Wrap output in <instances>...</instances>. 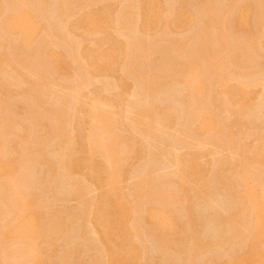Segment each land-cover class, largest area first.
Returning <instances> with one entry per match:
<instances>
[{"label": "bare ground", "instance_id": "6f19581e", "mask_svg": "<svg viewBox=\"0 0 264 264\" xmlns=\"http://www.w3.org/2000/svg\"><path fill=\"white\" fill-rule=\"evenodd\" d=\"M1 1V0H0ZM11 1V0H10ZM10 1H9V3H10ZM15 1H19V0H15ZM25 1V0H24ZM31 1H33V0H31ZM44 0H42V2H43ZM49 1V0H48ZM48 1H45L46 3H48ZM61 1H64L63 3H62V7H60V9L58 10V12L57 13H60V15L59 14H57V15H59V18L61 19V21H59L58 23H59V25H61V28H63V26H64V24H65V22H67L68 20V22L70 23V21H72L70 18H71V13H70V11L67 9V8H70L72 5H73V3L70 5V6H68L66 3H65V1L67 2L68 0H61ZM70 1L71 0H69V3H70ZM84 1H86L85 2V4H86V7H84V5L82 6V8L84 9V12L83 13H81L82 14V17H81V20L80 21H78L79 23L76 25V24H74L75 26H77L76 27V31H80V33L82 32V33H88V31H90V34H92V35H96V38L98 39L100 36H103V33L104 34H107V30H109L110 32L107 34L108 35V38H107V36H106V40H107V43H108V45H107V43H105L104 41H103V45H101V46H105L106 45V50H104V51H98V49H94V50H92V49H89L88 47H85L84 49H86V48H88V50L86 51V52H84L86 55H83V56H77V53L76 52H80L81 53V51H79V49H78V51H76V52H74V50L73 49H71V47H73V46H71L72 45V43H74L75 42V40H73V39H75V38H72V40H73V42L71 41V40H69L68 41V43L69 42H72L69 46H71L68 50L69 51H71L70 52V55H72L71 57L74 59V63H76V62H79V66H81V67H79V68H81V69H79L78 71L80 72V70L82 71L83 70V72L81 73L82 75H84L85 74V76H83V77H87L88 75H86L87 74V72L89 73V72H96V73H103V72H107V71H109L110 72V69H112L113 68V64H115L116 65V63H115V61H117L116 60V58L117 57H119L120 58V56H126V58H127V56H131L132 54H134L135 52H137V50H139L140 49V47H141V49L137 52L138 54V56L140 57L139 58V60H141L143 63H144V61L145 62H147V60H148V56H149V54H150V51L148 52L147 50H145L146 48L147 49H149L148 48V46H149V44L148 43H146V44H148V46L145 44V42L143 41V39H142V41L144 42L142 45L143 46H145V47H143V46H141V45H139V43L137 42V39L135 38V36H137V34L138 33H144L143 34V36L145 35V34H149V33H152V32H154V31H159L157 28H158V25L160 24V23H158V19H160L159 17H160V15H161V9H162V7L164 6V3L162 2V0H143L144 1V4H143V6H142V15H141V12H139L140 14H137L135 11H133L134 9V7H135V2H138V0L136 1H133V0H127V2L126 3H124L123 4V1H118V2H121L122 3V10H121V8L120 7H118L117 9H119V10H121L120 12H119V10L117 11V12H119L117 15H116V17H115V14L116 13H114V17L112 18V16H113V12H111V14L112 15H110V12L109 11H107V10H109V8L107 9H104L105 7H103L102 6V10H104L103 12H102V10H99V11H101V12H99L98 14H95L94 13V11L96 12V10H94L93 12H92V10H87V6L90 4L91 6H92V8L94 7V5L96 6V4H97V0H94L93 1V3H92V0H84ZM96 1V2H95ZM104 1V0H103ZM106 1V4L108 3L107 2V0H105ZM104 1V2H105ZM131 1V2H130ZM132 1L134 2L133 4H132ZM164 1V0H163ZM167 1V5L166 6H164V8H165V10H166V13H167V15H166V13L164 14V12L165 11H163L162 12V14L163 15H166L167 17H169V15H176V18L175 19H177V20H179V21H182V23H184V21H186L187 23L189 22V24H191V23H193V20H194V15H195V12H194V15H192L191 14V12L189 13V10L188 11H186V10H184L183 8H181L180 10H177V11H174V7H173V5H176V3L178 2V0H175V1H177L176 3H172V4H170L169 2H171L170 0H166ZM182 1V0H181ZM204 1V0H203ZM207 1H208V3H207ZM207 1H205V4L203 3H201L202 5H206V3H207V6H205L206 8L208 7L209 9H208V11H209V21L207 22L208 23V25H206V23H205V25L207 26V28H206V26H205V28L206 29H208L206 32H205V36H207V37H205V39H204V41H201L202 42V45L204 44V46H203V54H204V57H208L207 59H209L210 60V62L208 61V60H206V59H204V58H201V59H198V57L199 56H197L199 53H201V50H198L199 49V46H196V47H198V49H197V51H195L197 54H196V58H194L193 57V55H191L193 52H191L190 50V55H191V58L189 57V58H186L185 56H184V59H185V61H184V59H183V62H181V63H178V61L176 60V58H178V57H176L177 55L176 54H178V53H180L183 49H186L185 48V46H188V45H186V44H188V42L186 43L185 42V40H186V38H185V40H184V42L183 43H181V42H174V41H172L173 42V44L172 43H170V44H172L171 46H169L171 49L168 51V56L165 58V57H163V58H165V59H162L163 60V62H162V60L159 62V58H157L158 59V61H154V62H158V63H156V64H158V66H157V71H159V72H162V71H167V70H170V68H172V69H175V70H173L174 72H172V74H171V80L172 81H174V80H176V81H178L179 83H181L182 84V86H183V88H182V86H181V84L179 85V86H181V87H178V88H181L182 89V91L179 93L178 91V93H177V95H175V102L176 103H178V102H181L182 100L186 103V105H187V109H185L184 111H183V108L181 107H177L178 106V104H181V103H178V104H174V105H177V106H174V105H170V103L168 104L167 102H166V104H168L167 106H165V105H163V103L162 102H159V100H157L159 103H157V105L156 104H154L155 105V107H154V114L153 115H155L156 117L158 116V120L159 121H157V118L155 117V116H152L151 117V114L152 113H149L148 112V105H149V103H147L146 101L145 102H142L144 99L146 100L150 95L151 96H153L154 94H155V96H156V98L157 97H160V96H158V95H160L161 94V97H162V93H164L162 90L163 89H166V87L165 88H162V84H163V81L164 80H166V79H164L163 81H161L160 80V78H154V77H151L149 74H151V73H148L147 72V74H146V70H148V69H145L144 71V73L145 74H143V75H141V81H142V83H140L141 85H142V89H141V92H140V90H139V92L140 93H138V92H135V95H137V94H139V95H137L138 97L136 98V96H131L130 95V97L132 98H136L135 99V101L133 102V105H135V108L137 109L135 112H134V109H133V117L130 115L129 117H132L131 118V125H132V127H131V125L130 126H127L128 128L130 127V129L131 128H133V130H135V131H137V133H135V135L136 134H138V136L139 135H141L143 138V140L145 139V138H148V139H150L151 137H153L152 136V134L154 133L153 132V129L155 130V133L157 132L156 130H158V132L160 133V131H159V128L158 127H160V126H157L156 127V124L157 123H159L158 125H161V128H160V130L163 128V130H161V131H164V134H159L158 132V134L159 135H165V136H163L164 137V139H165V137L167 138L168 137V135L170 136V135H173V134H169V132H167L168 130H169V128H167L168 127V123L170 122V121H172V120H178L177 122H179L180 121V119L183 117V119L185 120V122H187V124L185 123V124H183V119L181 120V122H182V124H180V126L181 125H184V127H187V128H189L190 129V133H193L194 135H197V136H212V137H210V140H211V138H217V144H219L217 147H220V148H222L221 146H223L224 148V150H225V152H226V154H227V151H228V149H227V151H226V148H225V146L227 145L228 146V144H232L234 141L236 142V140H238V139H234V135L236 136V132H237V135H238V133H239V130L240 131H242L243 129L242 128H240L239 130H237L235 133H234V135H233V133L232 132H230V125H228V123H229V118H227L228 116H229V114H230V112H233V111H231V109L230 108H232L233 106V108H235L236 107V109L238 110H236L237 111V116H239V121L237 122V125H235L236 127L237 126H239V127H243V126H247L246 125V122L248 121V119H249V117H250V119H251V116H252V110L250 111L249 109H248V107H250L249 106V104L250 103H252L251 102V92H252V90L251 89H253V88H256V87H260L261 88V91L260 92H262L263 90H262V88L264 89V77H260L259 79H255V80H253V79H251V77L252 76H248V75H246V76H244V77H242V78H236L237 80H235V82H234V84L233 85H231L230 83H232V81L229 83L228 81H226V80H223L220 84H218V85H216L217 86V89L215 90V89H213V86L214 85H211V83L209 82V78L213 75V74H220L221 76H222V74H221V72L223 73L224 71L223 70H225V69H227V68H229V66H227V68L225 67V64L226 65H228V64H230L231 62H232V58L229 60V56H234L235 57V59H236V61H239V58H240V60L242 59L243 60V57H249V56H259V54L262 52V51H264V0H252V1H254L255 3L257 2L258 4H259V7L258 8H256L255 7V5H253L254 4V2H251V0H250V2H251V4L253 5V7H255V10L257 9V10H260V12H258L257 10H256V12H258V13H260V14H258V18H256L257 17V15L256 14H254V15H256V17H254V20L256 19L257 21H258V25H257V30L255 31V33L253 32V33H251L252 34V36H250V38L249 39H245V40H243L242 38H243V36H241L240 38H233V37H235L234 36V34H230V31L229 32H225V28L227 27V24L225 23V21L224 20H226V19H223L222 17V15H214V14H212V10H215V9H213V3H212V1L211 0H207ZM214 1V0H213ZM217 1H219V0H217ZM228 1V0H227ZM249 1V0H248ZM248 1H246V0H233V3H234V5L233 6H228V4H227V6L229 7V10H231L230 8H232L233 7V9L232 10H234V13H233V15H231V16H233L232 17V20L230 21L231 22V24H232V21H233V23L235 24L234 26H237V30H238V28H241V29H244V28H248V30H249V28H250V23H249V19L251 18L250 17V13H251V11H252V6H250L249 4H246V2H248ZM37 2V1H36ZM52 2H54V1H52ZM58 2V1H57ZM88 2H90V3H88ZM95 2V3H94ZM102 2V1H101ZM104 2H102V3H104ZM116 2H117V0H116ZM118 2H117V5H118ZM131 3V4H127V3ZM183 2V1H182ZM185 2V1H184ZM183 2V3H184ZM221 2V1H220ZM231 2H232V0H231ZM16 2H14V4H15ZM32 3V2H31ZM31 3H30V6H31ZM38 3V2H37ZM45 3V4H46ZM92 3V4H91ZM142 2H140V3H137V5H136V7L137 6H139V4H141ZM186 3V2H185ZM217 3V2H216ZM219 3V2H218ZM257 3H256V5H257ZM7 5H8V1H7V3H6ZM9 4L8 6H3V7H1L0 6V16H2V22H1V24H0V35H1V37H3L4 38V35L2 36V34H8V35H11L12 33L11 32H14L16 29H20V27L23 25H21V20H22V18H24L25 17V15H27V14H29V13H31V7L29 8V5L27 6L26 4H22V2H21V4H19L18 2H17V4ZM33 4V3H32ZM40 4V3H39ZM42 4V3H41ZM48 4H50V3H48ZM47 4V7L49 6ZM55 4H57V3H55ZM59 4H60V2L57 4L58 6L57 7H59ZM88 4V5H87ZM109 4V3H108ZM111 4H112V1H111ZM125 4H127L129 7L128 8H126V6H125ZM166 4V3H165ZM178 4H179V2H178ZM5 5V4H4ZM74 5H76V4H74ZM81 5V4H80ZM90 5L88 6V7H90ZM133 5V6H132ZM163 5V6H162ZM168 5H171V6H168ZM201 5V6H202ZM216 5V4H215ZM61 6V5H60ZM66 6H68L67 8H66ZM78 6V5H77ZM110 6V5H109ZM108 6V7H109ZM124 6H125V8H124ZM132 6V7H131ZM177 6V5H176ZM179 6H180V4H179ZM219 6V5H218ZM42 7V6H41ZM45 7V6H44ZM43 7V8H44ZM47 7H46V9H47ZM52 7L53 6H51V10H52ZM57 7H55V8H57ZM76 6H74V8H75ZM81 7V6H80ZM101 7V6H100ZM117 7V6H116ZM136 7H135V9H136ZM173 7V8H172ZM181 7H182V5H181ZM187 7V6H186ZM200 7V6H199ZM203 7V6H202ZM221 7V6H220ZM224 7V6H223ZM49 8V7H48ZM54 8V9H55ZM72 8V11H77L78 12V9H79V14H80V12H81V9L82 8H77L76 10H73V6L71 7ZM70 8V9H71ZM111 8V7H110ZM132 8V9H131ZM141 8V7H140ZM139 8V9H140ZM163 8V9H164ZM176 8V7H175ZM218 8V7H217ZM116 9V8H115ZM116 9V10H117ZM138 9V8H137ZM162 9V10H163ZM179 9V8H178ZM45 10V9H44ZM51 10H49L48 12H50ZM106 10V11H105ZM111 10V9H110ZM199 10V9H198ZM221 10V9H220ZM222 10H223V8H222ZM228 10V12L229 13H232L231 11H229ZM41 11H43V10H41ZM56 11V10H55ZM111 11H113V9L111 10ZM191 11V10H190ZM207 11V12H208ZM227 11V10H226ZM54 12V11H53ZM52 12V13H53ZM174 12H175V14H174ZM214 12V11H213ZM216 12V11H215ZM220 12V11H219ZM227 12V13H228ZM255 12V11H254ZM34 12L32 11V14H33ZM56 13V12H55ZM227 13H225L226 15H227ZM45 14V13H44ZM73 14V13H72ZM224 14V13H223ZM225 14H224V16H225ZM34 15H35V13H34ZM33 15V16H34ZM54 15V14H53ZM43 16H45V15H43ZM49 16V15H48ZM50 16H51V14H50ZM208 16V15H207ZM220 16H222V17H220ZM228 16H229V14H228ZM228 16H225L224 18H227ZM35 17H36V15H35ZM35 17H34V19H35ZM69 17V18H68ZM73 17V16H72ZM196 17V16H195ZM37 18V17H36ZM45 18V17H44ZM58 18V17H57ZM58 18V19H59ZM170 18V17H169ZM229 18V17H228ZM227 18V19H228ZM47 19H51V18H47ZM196 19V18H195ZM231 18H229V20H230ZM51 20H53V19H51ZM167 19L165 18V21H166ZM168 20H170V19H168ZM167 20V21H168ZM207 20V19H206ZM228 20V21H229ZM255 20V21H256ZM36 21V20H35ZM47 21V20H46ZM58 21V20H57ZM160 21V20H159ZM178 21V22H179ZM257 21H256V23H257ZM23 22V21H22ZM76 22V21H75ZM227 22V21H226ZM252 22H253V20H252ZM25 23V22H24ZM52 23V22H51ZM164 23H166V22H164ZM195 23H196V20H195ZM228 23V22H227ZM53 24V23H52ZM62 24H63V26H62ZM66 24H68V23H66ZM65 24V25H66ZM224 24H226V27H224L225 25ZM251 24H253V23H251ZM71 25V24H70ZM161 25H162V23H161ZM224 25V26H223ZM49 26V25H48ZM73 26V25H72ZM254 27H255V25H253ZM33 27V26H32ZM67 27H68V25H67ZM74 27V26H73ZM223 27V29L222 30H219V29H221ZM229 27V26H228ZM231 27V26H230ZM56 28H58L59 29V34H60V37L62 36V34L61 33H64L65 35H66V30H64V32H62L61 31V29L58 27V26H56ZM64 28H66V27H64ZM63 28V29H64ZM68 28H70V27H68ZM72 28V27H71ZM75 28V27H74ZM160 28V27H159ZM219 28V29H218ZM41 29V28H40ZM46 29V28H45ZM58 29L56 30L57 32H58ZM168 29V28H167ZM203 29H204V27H203ZM47 30V29H46ZM68 30V29H67ZM72 30V29H71ZM75 30V29H74ZM73 30V31H74ZM164 30H165V27H164ZM163 30V31H164ZM223 30H224V33L226 34V33H229V35H228V38L226 39L225 37V34L223 33ZM233 30V32H235L234 31V29H232ZM18 31V30H17ZM17 31H16V33H17ZM30 31H31V29H30ZM44 31V30H43ZM52 31V30H51ZM163 31L162 32H160V33H163ZM203 31V30H202ZM40 31H38L36 34H38ZM70 32V31H69ZM68 32V33H69ZM174 32H175V30H174ZM9 33H11V34H9ZM47 33V32H46ZM52 33V32H51ZM55 33V32H54ZM70 33H72V32H70ZM69 33V34H70ZM159 33V34H160ZM167 33H168V31H167ZM166 33V34H167ZM170 33L171 32H169L168 33V35L170 36ZM203 33V32H202ZM236 33V32H235ZM31 34H32V31H31ZM35 34V35H36ZM45 34V33H44ZM58 34V35H59ZM84 34V35H85ZM97 34H99L98 36H97ZM102 34V35H101ZM115 34V36L114 37H116L117 39H118V37H117V35L119 36V38H120V40L122 39L123 40V42H122V44L121 43H119L118 41H111V39H115L114 37L113 38H110V36L112 37V35H114ZM136 34V35H135ZM164 34H165V31H164ZM200 35H201V31H200V33H199ZM198 34V35H199ZM224 34V35H223ZM18 37H19V42L23 45V47H24V45H28V43H29V41L27 40V38L28 37H30V32H27V31H18ZM34 35V36H35ZM47 35H48V33H47ZM47 35H45V36H47ZM65 35H63V36H65ZM80 35V34H79ZM83 35V36H84ZM134 35V36H133ZM142 35V34H141ZM140 35V36H141ZM152 35V34H151ZM155 35H156V32H155ZM172 35V34H171ZM209 35V36H208ZM230 35H233V36H230ZM236 35V34H235ZM250 35V34H249ZM249 35H247V37H249ZM16 36V35H15ZM68 35H66L65 37H67ZM82 36V35H81ZM80 36V37H81ZM133 36V37H132ZM138 36H139V34H138ZM225 36V37H224ZM14 37V36H13ZM17 37V38H18ZM49 37V36H48ZM48 37L46 38L47 40H48ZM73 37H76V35L75 36H73ZM79 37V38H80ZM85 37V36H84ZM90 37H92L91 35L89 36L88 35V39H90ZM104 37V36H103ZM148 37H150V36H148ZM148 37H147V39H148ZM171 37V36H170ZM191 37V36H190ZM188 38V40L189 39H191V38ZM8 38V37H7ZM51 38V37H50ZM55 38V37H54ZM57 38V37H56ZM69 38V37H68ZM67 38V39H68ZM77 38V37H76ZM95 38V36H94V38L92 37V39H96ZM140 38V37H139ZM139 38H138V40H139ZM145 38V37H144ZM199 38V37H198ZM202 38V37H201ZM200 38V39H201ZM231 38V40H232V43H230L231 42V40H229L228 41V39H230ZM34 39H36L35 37H34ZM34 39H32L33 41H34ZM40 39V38H39ZM52 39V38H51ZM60 39V38H59ZM64 39V38H63ZM62 39V40H63ZM70 39H71V36H70ZM92 39H91V41H92ZM117 39H115V40H117ZM147 39H146V41H147ZM151 39V38H150ZM196 39V38H195ZM199 39V40H200ZM61 40V41H62ZM81 40V39H80ZM103 40H105V39H103ZM121 40V41H122ZM141 40V39H140ZM152 40V39H151ZM166 40V39H165ZM179 40V39H178ZM31 42V44H33L34 42ZM46 41V40H45ZM82 41V40H81ZM85 40H84V38H83V42H84ZM88 41V40H87ZM86 41V42H87ZM120 41V42H121ZM168 41V40H167ZM176 41V40H175ZM187 41V40H186ZM191 43L193 42V41H191V40H189ZM7 42V39H6V41H5V43ZM36 42L37 41H35V44H36ZM48 42H49V40H48ZM79 41H76V43H74L73 45L75 46V48L74 49H76V48H79V46H78V43ZM83 42H81V43H83ZM92 42H96V41H92ZM92 42H90V44H91V46L90 47H92L93 45H94V43H92ZM99 42V41H98ZM97 42V43H98ZM102 42V41H101ZM114 42H116V43H114ZM148 42V41H147ZM200 42V41H199ZM204 42V43H203ZM11 43V42H10ZM20 43H19V45H20ZM37 43H39V42H37ZM81 43H79V44H81ZM97 43H95V44H97ZM100 43V42H99ZM142 43V42H141ZM140 43V44H141ZM186 43V44H185ZM195 43V42H194ZM17 44V43H16ZM30 44V43H29ZM55 44V43H54ZM62 44V43H61ZM63 44H65V42L63 43ZM67 44V43H66ZM89 44V45H90ZM199 44V43H198ZM0 45H2V44H0ZM11 45V44H10ZM18 45V44H17ZM18 45V46H19ZM41 45V44H40ZM42 45H45V44H42ZM48 45H51L52 46V44L51 43H49ZM68 45V44H67ZM76 45L78 46V47H76ZM82 45V44H81ZM134 45H135V47H136V45L138 46L139 45V47H136V48H134ZM197 45V44H196ZM202 45H200V47L202 46ZM7 47H8V45H6ZM53 46H55V45H53ZM97 46V45H96ZM147 46V47H146ZM190 46V45H189ZM194 47H195V45H193ZM15 47V46H14ZM39 47V46H38ZM41 47V46H40ZM50 47V46H49ZM62 47H63V45H62ZM62 47H60V48H62ZM98 47H100V46H98ZM122 47V48H121ZM155 47V46H154ZM192 47V46H191ZM193 47V48H194ZM13 48V47H12ZM16 48V47H15ZM19 48V47H18ZM25 48V47H24ZM27 48V47H26ZM44 48V47H43ZM81 48V47H80ZM104 48V47H103ZM102 48V49H103ZM133 48V49H132ZM145 48V49H144ZM166 48V47H165ZM188 48V47H187ZM3 49V48H2ZM2 49H0L1 51H3ZM6 49V48H5ZM19 49H21V48H19ZM49 49V48H48ZM135 49V50H134ZM137 49V50H136ZM144 49V50H143ZM158 48H156V50H155V52L156 51H158L157 50ZM168 49V48H167ZM8 50V49H7ZM38 50V49H37ZM134 50V51H133ZM163 50V49H162ZM188 50V49H187ZM0 51V52H1ZM22 52H23V50H21ZM24 51H25V49H24ZM54 51V50H53ZM133 51V52H132ZM161 51V50H160ZM186 51V50H185ZM184 51V52H185ZM200 51V52H199ZM14 52V51H13ZM37 52V51H36ZM35 52V53H36ZM66 52V51H65ZM64 52V53H65ZM151 52H152V50H151ZM194 52V53H195ZM199 52V53H198ZM24 53H26V52H24ZM32 53H34V52H31V54L30 55H32ZM38 53V52H37ZM40 53V52H39ZM76 53V54H75ZM149 53V54H148ZM2 54H5V53H2ZM29 54V53H28ZM27 54V55H28ZM44 54V53H43ZM122 54V55H121ZM154 54V53H153ZM153 54H152V56H151V58H150V60H149V62H151V59H152V57H153ZM167 54V51H165V54H161V55H166ZM183 55H184V53H182ZM185 54H186V52H185ZM1 55V54H0ZM13 55H14V53H13ZM17 55V54H16ZM24 55V54H23ZM42 55V54H41ZM46 55L47 54H45V57H46ZM58 55H61V54H58ZM161 55H159L160 57H161ZM195 55V54H194ZM199 55H201V54H199ZM206 55V56H205ZM261 55V54H260ZM4 56V55H3ZM2 56V57H3ZM20 56V55H19ZM64 56H65V54H64ZM133 57H134V55H132ZM131 56V57H132ZM157 57H158V55H156ZM179 56V55H178ZM5 57V56H4ZM15 57V56H14ZM13 57V58H14ZM22 57V56H21ZM28 57V56H27ZM33 57V56H32ZM61 57H62V55H61ZM66 57V56H65ZM133 57H132V60H133ZM135 57H137V56H135ZM203 57V56H202ZM260 57H263L264 58V56H260ZM260 57H259V59H260ZM25 58V57H24ZM31 58V57H30ZM35 57H33V59H34ZM68 58V57H67ZM238 58V59H237ZM7 59L9 60V58L7 57ZM41 60V58H38V59H36L35 58V60L34 61H37V60ZM44 59H47V57L46 58H43L42 60L44 61ZM49 61L51 62H53V64L59 69V68H61L60 66H61V61H63L64 60V57H63V60H59V57H56L55 55H51L50 54V56H49ZM124 59V58H123ZM136 59V58H135ZM137 59H138V57H137ZM250 59H251V57H250ZM250 59H248V60H250ZM18 60V59H17ZM41 60V61H42ZM69 60V59H68ZM72 59H70L69 60V62H71V64L70 65H72V64H74V63H72L73 61H71ZM180 60H181V58H179V62H180ZM205 60V61H204ZM241 60V61H242ZM254 60V59H253ZM252 60V61H253ZM10 61V60H9ZM21 61V60H20ZM31 61V60H30ZM45 61H47V60H45ZM124 61H126L125 59H124ZM130 61H131V58H130ZM235 61V60H234ZM236 61H235V66H236V64H238V63H236ZM241 61H239V62H241ZM251 61V62H252ZM27 62V61H26ZM64 62V64H66L67 65V63H65L66 61H63ZM148 62V63H149ZM153 62V63H154ZM243 62L244 61H242V64H239V65H243ZM5 63H7V62H5ZM9 63V65H12V64H10V62H8ZM25 63V62H24ZM33 63L35 64L36 62H32V65H33ZM126 62H124L123 63V65L125 64ZM129 64H130V62H128ZM28 64V63H27ZM78 64V63H77ZM147 63H145V65H146ZM155 64V63H154ZM251 64V63H250ZM16 65V64H15ZM44 65H45V62H44ZM49 65V64H48ZM75 65V64H74ZM74 65H72V67L74 66ZM127 65V64H126ZM136 65V64H135ZM144 64H142V66H143ZM238 65V66H239ZM0 66H1V64H0ZM4 66V65H3ZM36 66H40V67H42V71H41V73L42 72H44V70H47L46 68H44L43 69V62L41 63H37L36 64ZM36 66L35 65H33V67H35L36 68ZM77 66V65H76ZM73 67V68H76L77 69V67ZM141 66V65H140ZM139 66V67H140ZM148 66H149V64H148ZM151 66H152V62H151ZM174 66L175 67H178L177 69L176 68H174ZM252 66H254V65H252ZM251 66V67H252ZM5 67V66H4ZM15 67V66H14ZM13 67V68H14ZM17 67H18V65H17ZM50 67V74H51V76H52V72L51 71H53V70H51V66H49ZM121 67H123V66H121ZM144 67V66H143ZM153 67H155L154 65H153ZM243 67H244V65H243ZM12 68V67H11ZM53 68V67H52ZM66 68H67V66H66ZM73 68H71V69H73ZM126 67L124 66L123 67V69H125ZM132 68H133V66H132ZM135 68H138V64H137V67H135ZM145 68V67H144ZM148 68H150V66L148 67ZM237 68V67H236ZM239 68V67H238ZM240 68H241V66H240ZM41 69V68H40ZM68 69H70L69 68V65H68ZM128 69H129V66H128ZM131 69V68H130ZM129 69V70H130ZM140 69V68H139ZM156 69V68H155ZM243 69V68H242ZM250 69V68H249ZM248 69V70H249ZM252 69V68H251ZM250 69V70H251ZM14 70H16V69H14ZM18 70V69H17ZM31 70H33L32 68H31ZM35 70H38V69H35ZM34 70V71H35ZM55 70V69H54ZM65 70V69H64ZM75 70V69H74ZM120 70H121V68H120ZM129 70H128V72H129ZM141 71H137V73H140V72H143V69L141 68L140 69ZM150 70H151V68H150ZM229 70H230V68H229ZM238 70V69H237ZM254 69H252V71H253ZM259 70V69H258ZM261 70V69H260ZM12 71V70H11ZM72 71V73H74L73 72V70H71ZM227 71V70H226ZM225 71V72H226ZM239 71V70H238ZM243 70H241L240 72H242ZM244 71H246V70H244ZM37 72H40V71H37ZM55 72V71H54ZM123 72H125V70H123ZM122 72V73H123ZM127 72V75H125V76H123V75H121L123 78H125V79H128V78H126V76H129L128 73ZM135 72V71H134ZM150 72V71H149ZM225 72H224V75H225ZM231 72V71H230ZM32 73H34V72H32ZM71 72H70V70H69V73L68 74H72ZM76 73H77V71H76ZM228 73V71L226 72V74ZM250 73V72H249ZM3 74V73H2ZM31 74V73H30ZM29 74V75H30ZM34 74H36V72L34 73ZM43 74V73H42ZM45 74H47V72H45ZM56 74V73H55ZM75 74V73H74ZM104 74V73H103ZM107 74H109V73H107ZM106 74V75H107ZM116 74V73H115ZM132 75H134L133 73H131ZM159 74V73H158ZM168 74H169V72H168ZM235 74V73H234ZM15 75V74H14ZM44 75V74H43ZM43 75L41 76L39 73H38V80H36V82L34 81V83H38V81L39 82H41V81H44V82H46V80L47 79H44L43 78ZM73 75V74H72ZM76 75V74H75ZM102 75V74H101ZM170 75V74H169ZM228 75V74H227ZM226 75V76H227ZM252 75H253V73H252ZM255 75V74H254ZM256 75H258V74H256ZM31 76V75H30ZM34 76V78L35 79H37L36 78V75H33ZM68 76V75H67ZM92 76H94V78H95V76H97V74H94V75H92ZM108 76V75H107ZM154 76H155V74H154ZM160 75H158V77H159ZM164 76V75H163ZM163 76L161 77V78H163ZM167 76V75H166ZM218 76V75H217ZM220 76V77H221ZM230 76V75H229ZM235 77H236V75H234ZM261 76H264V75H261ZM9 77V76H8ZM72 77H74V76H72ZM78 77H81V80H82V76L80 75H78ZM122 77H119V83L122 85V83H124L123 82V78ZM157 77V76H156ZM168 77V76H167ZM224 77V76H223ZM5 78V77H4ZM34 78H32L31 77V79H33V80H35ZM47 78V77H46ZM69 78V77H68ZM77 77L75 76V79H76ZM93 78V77H92ZM92 78H88L87 77V80L89 79V81H90V79H92ZM98 78V77H97ZM100 78V77H99ZM102 78V77H101ZM115 78H118L117 77V75L115 76ZM130 78V77H129ZM133 78H135V77H133ZM212 78V77H211ZM222 78V77H221ZM226 78V77H225ZM263 78V79H262ZM1 79V78H0ZM3 79V78H2ZM9 79V78H8ZM10 79H11V77H10ZM44 79V80H43ZM51 79V78H50ZM64 79H66L65 77H64ZM71 79V78H70ZM78 79H80V78H78ZM78 79H77V81L76 80H74V82H78L77 84H79V81H78ZM136 79H138L137 77L135 78V80ZM223 79V78H222ZM228 79H229V77H228ZM4 80V79H3ZM33 80H31V82H33ZM67 80V79H66ZM80 80V82L82 83L83 82V80L81 81ZM85 81H87L86 79H84ZM95 80V79H94ZM93 80V81H94ZM117 80V79H116ZM212 80V79H211ZM218 80V79H217ZM6 82H7V80H5ZM27 81H28V79H27ZM48 81V80H47ZM88 81V82H89ZM92 81V80H91ZM134 81V80H133ZM138 81V80H137ZM159 81H161V82H159ZM167 81V80H166ZM165 81V82H166ZM169 81V80H168ZM175 81V82H176ZM219 81H220V79H219ZM229 81H230V79H229ZM30 82V84H32ZM44 82H41V83H44ZM70 82V81H69ZM96 82V81H95ZM108 82V81H107ZM136 82V81H135ZM171 82V81H170ZM27 83V82H26ZM48 82H46V88L48 89L49 87H51L50 86V84H47ZM51 83H53V81H51ZM84 83V82H83ZM86 83V87H87V85H89L87 82H85ZM106 83V82H105ZM161 83V84H160ZM169 83V82H168ZM167 83V84H168ZM178 83V84H179ZM28 84V83H27ZM30 84H28V85H30ZM60 84V83H59ZM76 84V83H75ZM76 84V85H77ZM114 84V83H113ZM113 84H112V87H114L113 86ZM139 84V83H138ZM137 83H136V85H138ZM167 84H164L165 86L167 85ZM171 84H172V82H171ZM170 83L168 84V85H171ZM175 84V83H174ZM27 85V86H28ZM33 85V84H32ZM38 85H40V83L39 84H37V86ZM44 86H45V84H43ZM42 85V86H43ZM56 85V84H55ZM65 85V84H64ZM68 85V84H67ZM69 85H72L71 83L69 84ZM73 85H74V83H73ZM83 85L85 86V84H81V85H79V88H78V86H74L75 88L72 90V92H73V97H72V99H73V101H74V103L73 104H75L74 106H77V107H79V103H80V100H81V98L83 97H81V93H80V88L82 89V87H83ZM109 86H111L110 85V83L108 84ZM118 84H116V86H117ZM125 85V84H124ZM164 85H163V87H164ZM5 86V85H4ZM4 86H3V88H4ZM7 86V85H6ZM10 86V85H9ZM34 86V85H33ZM49 86V87H48ZM53 86H54V83H53ZM105 86H107L106 84H105ZM105 86H104V88H105ZM119 86V85H118ZM134 86H135V84H134ZM140 85H138V87H139ZM177 86V85H176ZM39 87V86H38ZM56 87V86H55ZM57 87H59V86H57ZM56 87V88H57ZM61 87V86H60ZM86 87H84V88H86ZM89 87V86H88ZM112 87H109L110 88V90H112ZM137 87V88H138ZM2 88V87H1ZM0 88V89H1ZM29 88V87H28ZM33 88H35V87H33ZM40 88H43V87H40ZM45 88V87H44ZM107 88H108V86H107ZM109 88H108V90L107 91H109ZM133 88V87H132ZM174 88V87H173ZM178 88H177V90H178ZM32 89V88H31ZM30 89V90H31ZM36 89V88H35ZM53 89V87L50 89L51 91H53L52 90ZM63 89V88H62ZM70 89V88H69ZM134 90H135V88H133ZM168 89H169V87H168ZM64 90V89H63ZM79 90V91H78ZM84 90V89H83ZM24 91V90H23ZM27 91V90H26ZM25 91V92H26ZM32 92H35V91H33V89L31 90ZM30 91V92H31ZM38 91V90H37ZM47 91H49V90H47ZM66 91V90H65ZM67 91L69 92V90L67 89ZM136 91V90H135ZM137 91H138V89H137ZM165 91V90H164ZM169 91V90H168ZM27 92H29V91H27ZM40 92V91H39ZM83 92V91H82ZM106 92V91H105ZM171 92H174V90L172 91L171 90ZM171 92H167V93H171ZM23 93V92H22ZM21 93V94H22ZM35 93H37V92H35ZM58 93V92H57ZM61 93V92H60ZM96 93V92H95ZM137 93V94H136ZM167 93H166V97H167ZM176 93V92H175ZM47 94V93H46ZM52 94V93H51ZM98 94V93H97ZM174 94V93H173ZM173 94H171L172 96H173ZM261 94V93H260ZM264 94V91L262 92V97L264 96L263 95ZM5 95V94H4ZM3 95V96H4ZM29 95H31V94H29ZM33 95H34V93H33ZM49 95H50V93H49ZM60 95H62V93L60 94ZM66 95H68L67 93H66ZM83 95V94H82ZM91 95H92V93H91ZM93 95H95V94H93ZM93 95L92 96H89V97H93ZM134 95V94H133ZM164 95V94H163ZM253 95V94H252ZM6 96V95H5ZM19 96H21V95H19ZM43 96V95H42ZM50 96H52V99H53V102L57 99V97H56V99H54V97H53V95H50ZM57 96V95H56ZM63 96H65V94L63 95ZM72 96V95H71ZM97 96V95H96ZM141 96V98H139ZM150 96V97H151ZM169 96V95H168ZM35 97V96H34ZM33 97V98H34ZM69 97V96H68ZM86 97V96H85ZM85 97L83 98L84 99V101L83 100H81V101H83L82 103H85V104H87V101H85V100H87L88 98H86L85 99ZM150 97H149V99H150ZM174 97V96H173ZM259 97H261V95H259ZM261 97V98H262ZM26 98V97H25ZM39 98V97H38ZM43 98H45V97H43ZM71 98V97H70ZM119 98V97H118ZM130 98V99H131ZM133 98L131 99V100H133ZM154 98V97H153ZM264 98V97H263ZM19 99V98H18ZM22 99V98H21ZM42 99V98H41ZM47 99V98H46ZM50 99V98H49ZM92 101H90L89 99H88V101L91 103V105H90V103L88 104L89 105V107L90 108H88V112L86 113V109H84L85 111V113H86V115L85 114H81V112L83 113V111H79L78 109V113H80L81 115H83L82 117L85 119V118H87V119H83L82 120V118L80 117V120H79V122H81V123H89V127H91V128H89V131L90 132H87L88 133V135L86 136L85 134V140H84V142H83V145H81L80 143L81 142H79V141H77V144L74 142V140H76V139H74V137H73V134L72 133H69V132H67L66 131V133H68V135H65L66 133L65 132H62L64 135H63V137H60V138H58V139H60L62 142H63V146L62 145H59L60 146V149H58L57 147H58V144H56V148L58 149L57 151H55V149H52L53 148V146H52V154H53V152L55 153V152H57V153H55V156L54 157H59V165H58V168H56V166H54V164H53V166H54V169L56 168L57 170H60V173H63V180H62V182H61V180H59L60 182H61V185L63 186H65L64 188H67L66 187V185L67 186H69L67 189H69V191L71 190V193H72V195H73V198L75 199L76 197H83L84 198V196H85V192H87V193H89L90 191H88L86 188H91V187H93V185L91 186V187H87L86 185H87V183L89 182V179L91 178L93 181H91L92 182V184L94 183V181L95 182H97V184L98 185H100V186H102V187H105V193H103L104 195H103V197L101 196V201L100 202H98L99 204L97 205V206H99V205H101V206H99V207H95L96 205H92V203L90 204L89 202V204L88 205H91L92 207L94 206L95 208V211L93 212V213H88V214H90V216L91 215H93L94 214V217H95V222H92V223H95L96 225V227L98 228V229H100L101 227H103V224H104V222L106 223L105 225H108V226H105V227H107L106 229H107V232L106 233H103L104 232V230H106L105 229V227H104V230H103V228H101L100 230H101V232L103 233V234H100V232H98V233H96L95 235L96 236H102L101 238H107V237H109V235H105V234H108V232H109V234L111 233L110 231V229H112L113 230V228H112V226H113V224H112V222L114 221H111L112 219H113V217L116 219V217H118V220H119V224L117 225L118 226V228H120V230H121V232L123 233L122 235H121V237L123 238V237H126V236H129V235H131L132 234V231L134 230L135 231V229L137 230V228H138V226L137 225H134L135 224V222H137L136 220H135V222H134V220H133V218H134V216L136 217H138V215H140L141 217H139V218H142L143 217V219H141L142 221L144 220V222H146L147 223V225L149 224L153 229H154V231L156 232V231H158L159 233H160V235H162L163 237H165L164 235H166V234H169V233H171V234H174L176 231L178 232L179 230H178V222H179V220L177 221V219L178 218H176V215H175V213H177L179 210H178V208H177V206H178V204H179V206L181 205L180 203V201H185V198L187 199V196H186V192H185V190H184V186L186 187V185L184 184V183H188L189 181H191V179H195V177H196V181L194 182H190L192 185H194L195 186V184H193V183H197L196 185L198 186V184H199V186H200V183L202 184V182H204V180L203 179H201L202 180V182H200V181H197V175L199 176V174H201L200 173V170H199V168L197 169V165H199V164H197V162H195V158L193 157V156H191V157H187L186 155H185V157H187L188 158V160H186V161H184L183 160V154H182V156H175V158L172 156V155H170V154H173L171 151H170V153H168V155H170V157L172 156L173 157V159H172V161H171V163H170V165L172 164V162H173V165L174 166H179V165H181L183 162H186V168H187V166H189L188 167V172H186L185 171V173H184V171L182 172L183 173V175H181L180 174V172H178V170H177V172H178V174L177 175H181L182 176V182H183V184L181 183V184H177V186H176V188L175 189H171L172 187H170L169 185V187H170V189H168V188H166L165 186H163V183H159L160 181V178H159V182H157V181H155V179H153L152 178V176L153 177H155L156 178V176L158 175V173H157V175L155 174V172H157V171H153L154 172V175H152L153 173L152 172H150L151 170H150V168L148 167V163L152 160V162L153 161H155V164H157V161L158 162H161L162 160H163V158L161 159V157H164V160L166 159V157L168 156H166L165 154L168 152V151H166V150H168L166 147L168 146V145H170L168 142V145L165 147V149L164 148H160V145L162 144H159L158 142H156L157 143V149H159V151L161 150V149H164V151L163 152H159L158 150H156V146H154V144H155V141L153 142V138H151L150 140H151V142H153L154 144H153V146L155 147L154 148V150L153 149H151L153 146H149L150 144H151V142L149 141V140H146L145 139V141L143 142V140L141 141V144L142 143H145V145H146V149L147 150H145V151H148V148H149V154H146V153H143V154H145L146 156H145V158H147V156H148V160H146V164L145 165H141V166H139L138 164V166L139 167H144V168H137L136 170H137V175H132V173H134L135 174V172H134V170H135V168H133V172L130 174V175H132L131 177L133 178V177H135L136 179H135V184L133 185L132 183V185L133 186H131V188H130V186L128 187V188H130L131 190L129 191L128 190V192H127V190L124 192L123 190L124 189H126V188H124V189H122V190H119V188L117 187V185H118V182L119 181H121L120 180V178H124V176H121V174H119L120 172L122 173L123 171H127V170H121L120 172H119V170L121 169V166L118 168V163L120 162V160L121 159H118V156H117V149H118V145H119V147H120V144H122V142L125 144V142H124V139L125 138H123L122 139V137L120 138V136H119V134H118V136L119 137H117V138H119V139H121V140H123L120 144H119V142H118V140H116V139H114V138H116V136L113 138L112 136L114 135V134H116L117 132V130L115 131L114 130V128H116V127H114L113 126V123H112V119H111V117L109 118V115L107 114V110H104V111H107V112H104V111H102L103 109H99L98 107L100 106V105H102V101L104 100H102L101 98V103H99V106H98V104L96 103L98 100H97V98L96 97H94V98H90ZM143 99V100H142ZM148 99V100H149ZM208 99H210L211 100V104H209L208 102H207V100ZM39 100H40V98H39ZM64 100V99H63ZM107 100V99H106ZM125 100V99H124ZM127 100V99H126ZM128 100H129V98H128ZM127 100V102L130 104V101H128ZM142 100V101H141ZM160 100H161V98H160ZM34 101H36V103H39L37 100H34ZM50 101V100H49ZM58 101V100H57ZM67 101H68V103H69V100L67 99ZM100 101V100H99ZM115 101V100H114ZM122 101H123V99H122ZM156 101V102H157ZM186 101H188V103L186 102ZM2 102H3V100H2ZM4 102H5V100H4ZM4 102H3V104H4ZM18 102V101H17ZM30 102H32V101H30ZM29 102V103H30ZM43 102V101H42ZM61 102V101H60ZM106 101H104V103H105ZM120 102V101H119ZM124 102V101H123ZM6 103V102H5ZM46 103V101L44 102V104ZM49 103V102H48ZM62 103H64L63 101H62ZM71 103H72V101H71ZM104 103H103V107H106L107 106V109H108V107L111 105L112 107L114 106V104L112 105V104H110V102L108 103V105H107V102H106V104L104 105ZM128 103H126L127 104V106L129 107H131L132 106V104H128ZM151 103V102H150ZM258 103H261V100L258 102ZM2 104V105H3ZM7 104V103H6ZM6 104H5V107H6ZM21 104H22V102H21ZM24 104V103H23ZM26 104V103H25ZM42 105H40V107H43V103H41ZM55 104H58V103H56L55 102ZM54 104V105H55ZM60 104V103H59ZM73 104H71V106H73ZM77 104H79V105H77ZM110 104V105H109ZM123 104V103H122ZM121 104V105H122ZM125 104V103H124ZM123 104V105H124ZM125 104V105H126ZM148 104V105H147ZM262 104H263V101H262ZM28 105V104H27ZM32 105V104H31ZM36 105H38V104H36ZM35 105V106H36ZM49 105V104H48ZM64 105V104H63ZM67 105V104H66ZM182 105H184V104H182ZM181 105V106H182ZM231 106V105H233L232 107H228L230 110H228L227 109V106ZM264 105V104H263ZM10 106H11V103H10ZM34 106V107H35ZM149 106H151L152 107V104L151 105H149ZM185 106V105H184ZM210 106H211V108L213 107L214 108V110H212L211 108H210ZM252 106V105H251ZM253 106H255V105H253ZM257 106L259 107L258 109L260 110L261 108H260V106L257 104ZM256 106V107H257ZM262 106V105H261ZM29 107V106H28ZM37 107V106H36ZM39 107V108H40ZM60 107V106H59ZM58 107V108H59ZM65 107V106H64ZM63 107V108H64ZM76 107V108H77ZM84 107V106H83ZM112 107H109V108H112ZM115 107L117 108V103H116V105H115ZM124 107V106H123ZM127 107V108H128ZM129 107V108H130ZM10 108V107H9ZM29 108H31V107H29ZM45 108H48V107H46L45 106ZM51 108H53L52 106H51ZM61 108V107H60ZM76 108H72L71 109V111H73V112H71V113H74V115H78V113H75V111L74 110H76ZM82 108V107H81ZM114 108V107H113ZM126 108V109H127ZM253 108V107H252ZM255 108V107H254ZM3 109V108H2ZM11 109V108H10ZM9 109V110H10ZM124 109V108H123ZM225 109V110H224ZM251 109V108H250ZM0 110H1V108H0ZM8 110V111H9ZM32 110H34V109H32ZM31 110V111H32ZM44 110V109H43ZM46 110V109H45ZM68 110V109H67ZM76 110V111H77ZM80 110H82V109H80ZM128 110V112H130L129 111V109H127ZM217 110H223V114L221 115V119L219 118V116H217V114L215 113ZM28 111H30V110H27V112ZM46 111H48V110H46ZM51 111V110H50ZM53 111H54V109H53ZM53 111H51V115L54 117V119H56L55 117H60L61 115H60V113H59V111H57V109H56V111L57 112H54L53 113ZM124 111V110H123ZM131 111H132V108H131ZM236 111H234L235 113H236ZM14 112V111H13ZM12 112V113H13ZM39 112V111H38ZM44 112V111H43ZM122 112V111H121ZM66 113V112H65ZM69 113V112H68ZM103 113V114H102ZM104 113H106L107 115H105ZM123 113H125V114H127V111L125 112H123ZM220 113V112H219ZM218 113V114H219ZM255 113H257V111H255L254 112V114ZM260 113V112H259ZM14 114V113H13ZM33 114V113H32ZM62 115L64 114V113H61ZM79 114V115H80ZM125 114H123V115H125ZM150 114V115H149ZM226 116H225V115ZM250 114H251V116H250ZM262 114V113H261ZM8 115V114H7ZM39 115V114H38ZM45 115V114H44ZM73 115V114H72ZM79 115H78V117H79ZM86 117H85V116ZM89 115V116H88ZM224 115V116H223ZM258 115H260V114H258ZM1 116H3V115H1ZM26 116V115H25ZM36 116V115H35ZM40 116V115H39ZM39 116H38V118H39ZM66 116V115H65ZM69 116H71L70 114H69ZM90 117V118H88V117ZM114 116V115H113ZM115 116H116V114H115ZM234 116V115H233ZM232 116V117H233ZM236 116V115H235ZM256 116V115H255ZM263 116H264V114H263ZM5 117V116H4ZM3 117V118H4ZM7 117V116H6ZM15 117V116H14ZM46 117V116H45ZM52 117V118H53ZM62 117V116H61ZM60 117V118H61ZM77 117V118H78ZM128 117V115H126V118H127V120H129L130 118ZM222 117H223V119H224V117L225 118H227V120L225 119V120H222ZM230 117H231V115H230ZM2 118V117H1ZM10 118V117H9ZM38 118H37V120H38ZM44 118V117H43ZM59 118V119H60ZM65 118V117H64ZM74 118V117H73ZM72 118V119H73ZM117 118V117H116ZM123 118V121H126V118H124V116L122 117ZM154 118H156L155 120H154ZM238 118V117H237ZM252 118H253V116H252ZM260 118V117H259ZM7 119V118H6ZM31 119V118H30ZM29 119V120H30ZM47 119V118H46ZM75 119H76V117H75ZM125 119V120H124ZM231 119V118H230ZM256 119H258V118H256ZM5 120V119H4ZM3 120V121H4ZM11 120H13L12 118H11ZM11 120H7L8 122L9 121H11ZM25 120V119H24ZM44 120V119H43ZM43 120H41V121H43ZM61 120V119H60ZM68 120V119H67ZM86 120H91V123L90 122H87ZM254 120V119H253ZM40 121V119L38 120V122ZM44 121H46V120H44ZM43 121V122H44ZM56 121L57 122H55V121H53V122H55L56 124H59V122L61 123L63 120H61V121H59L58 119H56ZM83 121V122H82ZM122 121V120H121ZM129 121V122H130ZM227 121H228V123H227ZM237 121V120H236ZM235 121V122H236ZM34 122V121H33ZM37 122V121H36ZM36 122H34V123H36ZM64 122V121H63ZM128 122V121H127ZM126 122V123H127ZM177 122H174V123H177ZM231 122H233V121H231ZM250 122H252V121H250ZM254 122V121H253ZM9 123H11V122H9ZM14 123H17L16 121L14 122ZM47 123V122H46ZM71 123V122H70ZM152 123H154L155 125H150V124H152ZM234 123V122H233ZM1 124H2V122H1ZM6 124H8L6 121H5V123H4V128H2L1 129V132H0V135H1V133H2V135H7V133H8V131L9 130H11V127H13V126H10V127H7V125ZM26 124V123H25ZM25 124H23V126H25ZM28 124V123H27ZM30 124V123H29ZM48 124V123H47ZM56 124H54L55 125V127H56ZM72 124V123H71ZM76 124V123H75ZM248 124V123H247ZM251 124V123H250ZM249 124V125H250ZM6 125V126H5ZM10 125H13V124H10ZM20 125H22L21 123L19 124V126ZM32 125H33V123H32ZM35 125V124H34ZM36 125H38L37 123H36ZM35 125V126H36ZM40 125V126H39ZM39 125L37 126V128H38V131L37 132H39V129H41L40 127H41V122L39 123ZM50 125V124H49ZM48 125V126H49ZM60 125V124H59ZM58 125V126H59ZM67 125V124H66ZM65 125V126H66ZM83 125V124H82ZM81 125V126H82ZM126 125V124H125ZM167 125V126H166ZM186 125V126H185ZM254 125V124H253ZM253 125H251V126H253ZM2 126V125H1ZM23 126L21 127V128H23ZM34 126V127H35ZM57 126V129H55V127H54V130H52V131H54L53 133H52V131L50 132V134H49V136H51L52 134L53 135H55V134H58L59 132H60V134H59V136L60 135H62V133H61V131L62 130H59L58 127ZM62 126H64V125H62L61 124V126H60V128L62 127ZM72 126H74V124H72ZM79 126V125H78ZM83 126H85V125H83ZM233 127H234V125H232ZM7 127V128H6ZM44 127V126H43ZM51 127V126H50ZM49 127V128H50ZM114 127V128H113ZM156 127V128H155ZM164 127H166V129H168L167 131H166V129L164 128ZM19 128V127H18ZM36 128V127H35ZM81 128V127H80ZM158 128V129H157ZM172 128H174V127H172ZM171 128V130H173ZM264 128V127H263ZM12 129H14V128H12ZM62 129H63V127H62ZM68 129V128H67ZM75 129H77V128H75ZM74 129V130H75ZM165 129V130H164ZM175 130H176V127L174 128ZM178 129V128H177ZM186 129V128H185ZM237 129H238V127H237ZM245 129H246V127H245ZM262 129V128H261ZM22 130V129H21ZM28 130V128L26 129H24L23 128V132H24V134H25V132ZM35 130V129H34ZM73 130V131H74ZM128 130V129H127ZM132 130V131H133ZM174 130V131H175ZM181 131H182V129H180ZM236 130V129H235ZM234 130V131H235ZM28 131H30V129L28 130ZM70 131V130H69ZM77 131V130H76ZM113 131H114V133H113ZM165 131L168 133V135H166L167 133H165ZM173 131V132H174ZM187 131H189V130H187ZM248 131V130H247ZM22 132V131H21ZM23 132L22 133H17V134H19V135H24L23 134ZM36 132V133H37ZM75 132V131H74ZM78 133H79V131H77ZM129 132H130V130H129ZM250 132V131H249ZM10 133V132H9ZM16 133V132H15ZM29 133V132H28ZM34 133V132H33ZM112 133H113V135H112ZM131 133V135L133 134L134 135V131L133 132H130ZM154 133V134H155ZM171 133V132H170ZM175 133V132H174ZM37 134H40L41 135V133H37ZM76 134V133H75ZM74 134V135H75ZM244 134V133H243ZM243 134H241V135H243ZM11 135H12V132H11V134L9 135L10 137H11ZM19 135H16V137L17 136H19ZM32 135V134H31ZM79 135V134H78ZM117 135V134H116ZM177 135H179V134H177ZM183 136L184 135H186L184 132H183V134H182ZM188 135H189V132H188ZM187 135V136H188ZM30 136V135H29ZM37 137H38V135H36ZM76 136V135H75ZM80 136L82 137V135L80 134ZM140 136V137H141ZM155 136V135H154ZM175 136V135H174ZM173 136V137H174ZM190 136V135H189ZM192 137H193V135H191ZM259 136V135H258ZM1 137V136H0ZM20 137V136H19ZM33 137V136H32ZM31 137V138H32ZM37 137H35V138H37ZM42 137H43V135H42ZM42 137H41V140L40 141H42V142H45V141H43V139H42ZM179 137V136H178ZM182 137V136H181ZM262 137H264V136H262ZM2 138V137H1ZM12 138H13V136H12ZM15 138V137H14ZM28 138V140H29V137H28V135H25V136H22L21 138H19L20 139V142H22L24 145H26L27 143H25L26 142V139ZM34 138V139H35ZM39 138H40V136H39ZM39 138H37V140L39 139ZM77 138V137H76ZM83 138V137H82ZM169 138H171V137H169ZM177 138V137H176ZM185 138V137H184ZM184 138L181 140V139H179V140H181V141H178L179 142V144L184 140ZM188 138V137H187ZM187 138H185V140L187 139ZM202 138H204V137H202ZM236 138V137H235ZM238 138V137H237ZM9 140H10V138H8ZM17 139V138H16ZM57 139V138H56ZM127 139V138H126ZM125 139V140H126ZM159 139V138H158ZM157 138H156V141L158 140ZM160 139H162V140H160V141H163V138H160ZM193 139V138H192ZM192 139H190V140H192ZM196 139V138H195ZM195 139H193L194 140V142H195ZM207 139H208V137H207ZM240 139V138H239ZM261 139V138H260ZM3 140H5L4 139V136H3ZM12 140H14V139H12ZM36 140V139H35ZM52 140V139H51ZM50 140V141H51ZM83 140V139H82ZM128 140V139H127ZM126 140V141H127ZM184 140V141H185ZM187 140H189V139H187ZM209 139H208V141H210ZM262 140V139H261ZM263 140H264V138H263ZM49 141V142H50ZM59 141V140H58ZM130 141V143L134 146V141L133 140H131V138H130V140H128L127 142H129ZM146 141H147V143H146ZM183 141V143H185V142H188V141H185L184 142ZM207 141V140H206ZM206 141H203L202 140V143H201V145L200 144H195L196 146H198V145H200V146H198L199 148L202 146V144H204V143H206ZM18 141H16V140H14L13 142L11 141V143H17ZM28 142V141H27ZM30 142V141H29ZM28 142V143H29ZM37 142V141H36ZM177 142V141H176ZM178 142L177 143H175V144H178ZM192 142V141H191ZM196 142H198V141H196ZM195 142V143H196ZM239 142V141H238ZM237 142V143H238ZM263 142V141H262ZM0 143H3L2 141H1V139H0ZM79 143V144H78ZM165 143V142H164ZM190 143V141L188 142V144ZM193 143V142H192ZM213 143V142H212ZM212 143H210L211 145H212ZM264 143V142H263ZM22 144V145H23ZM36 144V143H35ZM38 144V143H37ZM41 143H39V145H40ZM55 144V143H54ZM78 146V145H81V146H79V150H81V152H79V153H81V155H83L82 154V152L83 153H85V157L83 156H79L78 154H75L78 150H76L75 151V149L77 148H75V146L76 145ZM147 144H149V145H147ZM166 144V143H165ZM178 144V149L175 147L174 149H177L176 151H177V153H178V150H180L181 149V146H183V145H179ZM191 144V143H190ZM189 144V145H190ZM194 144V143H193ZM2 145V144H1ZM3 145H5V142H4V144ZM9 145V144H8ZM11 146H9V147H12V144H10ZM28 145V144H27ZM33 145H34V143H33ZM44 145V144H43ZM46 145V144H45ZM126 145H127V143H126ZM126 145H123V146H126ZM185 145V147H188L189 145H187V143L186 144H184ZM187 145V146H186ZM192 145V144H191ZM206 145H208V144H206ZM221 145V146H220ZM233 145V144H232ZM236 145V144H235ZM241 145V143H239V145H238V147ZM15 146H17L16 144L14 145V147ZM49 146V145H48ZM123 146L122 147H120L121 149L123 148ZM162 146H164L163 144H162ZM161 146V147H162ZM171 146V145H170ZM22 147V146H21ZM28 147V146H27ZM31 147H32V145H31ZM38 147V146H37ZM128 147H131V146H129V144L126 146V148L124 147L123 149H126L127 150V148ZM140 147V146H139ZM138 147V148H139ZM141 147H142V145H141ZM185 147H183L184 149H186ZM190 147V146H189ZM188 147V148H189ZM194 148L195 149V147H194V145H192L191 146V148ZM203 147V146H202ZM235 147H237V146H235ZM242 147H243V145H242ZM242 147H239V148H242ZM246 147V146H245ZM244 147V148H245ZM17 147H15V149H16ZM23 148V147H22ZM29 148H30V146H29ZM33 148V147H32ZM40 148V147H39ZM38 148V151L36 152V150L37 149H35V148H33V149H35V155H39V154H41V148L39 149ZM138 148H137V151H135V149H134V151H135V153H137V155L136 156H138V154H140L139 153V151L141 152V149L143 150L144 148L142 147L141 149H139V151H138ZM169 148V147H168ZM170 148H172V147H170ZM220 148H218V149H220ZM232 148V147H231ZM257 148V147H256ZM0 149H2L1 148V146H0ZM6 149V148H5ZM26 149V148H25ZM45 149H46V147H45ZM44 149V150H45ZM49 149V148H48ZM122 149V150H123ZM131 149H133L132 147H131ZM130 148H128V150L127 151H129V150H131ZM201 149V148H200ZM215 149H216V147H215ZM223 149H222V152H223ZM170 150V149H169ZM182 150V149H181ZM231 150V149H230ZM229 150V151H230ZM253 150V149H252ZM251 150V151H252ZM254 150H256L255 148H254ZM253 150V151H254ZM25 151V150H24ZM23 151V152H24ZM31 151V150H30ZM29 151V152H30ZM40 151V152H39ZM48 151V150H47ZM51 151V150H50ZM120 151V150H119ZM118 151V152H119ZM133 151V152H134ZM144 151V150H143ZM162 151V150H161ZM175 151V150H174ZM228 151V152H229ZM240 151V150H239ZM1 152V151H0ZM26 152L28 153V149L26 150ZM26 152H25V154H26ZM33 152V151H32ZM31 152V153H32ZM43 152V151H42ZM44 152H46V151H44ZM104 152V153H103ZM2 153H4V152H2ZM30 153V154H31ZM37 153H39V154H37ZM51 153V152H50ZM78 153V152H77ZM100 153V155H102V157H103V159L105 158V160L104 161H106V162H111V164L112 165H115V166H113L112 167V165H110V163L107 165V167H109L108 169H106L107 170V175L106 176H100V172H96V170H97V168H96V163L94 164L93 163V157L95 156V155H97V154H99ZM122 153L124 154V152L122 151ZM176 153V152H175ZM236 153V152H235ZM238 153V152H237ZM24 154V153H23ZM133 154V153H132ZM194 153H192V155H193ZM210 154H212V152L210 151ZM222 155L224 158H225V156H227V155ZM233 154H234V152H233ZM46 155H47V153H46ZM45 155V156H46ZM75 155H77V156H75ZM191 155V154H190ZM196 155V154H195ZM207 155H208V153H207ZM213 155V154H212ZM28 156V155H27ZM32 156H34V155H32ZM41 156H43V153H42V155ZM45 156L44 157H42L43 158V160L41 161L42 163H43V165L45 164L46 165V163H48V161L50 160H48V159H46L45 158ZM52 156V155H51ZM125 156V158L124 159H126V154L124 155ZM166 156V157H165ZM209 156V155H208ZM235 156H237V155H235L234 154V156H233V159L234 160H232V158H231V162L233 163V161H235V163H233V166H234V164H236L235 166V169L236 170H233V167H232V173L233 174H235V175H233L232 177L235 179L236 178V182L235 181H233V182H235L236 184H233V185H230L229 187H228V191H226L225 193L227 194V196L229 197L230 196V198H231V200H232V208H231V211L229 212V213H227V215H226V217H225V220L223 219L224 218V216H222L221 218H222V220H224V223L226 224V227L228 228V230L230 229V231H228V230H225V231H227V233H228V235H229V237H228V239L225 237V235H226V233L224 232V230L223 229H225V228H223V226H222V230L220 231V235L217 237V239L215 240V241H213L214 240V238L211 240V241H213V242H210L209 241V243H202L199 239H198V235H196L197 233V230H196V227H195V225H193V224H188L189 225V234H190V232H191V236H190V240L192 241V242H194L195 243V246H196V248L195 247H192V248H190L189 250H190V252L189 253H187V254H189L188 255V257H186L190 262L192 261L193 262V260H194V258H197V257H195V255L198 253V251H200L199 249L201 248V246L203 247H205L206 246V248H209L210 246L212 247V245H218V244H221V243H226V241L227 240H229L228 242H230V241H234L235 239H237V240H239V238H240V240L242 239V238H245V241L244 242H247L248 241V244L247 245H245V246H243L244 248H243V250H242V252H244L243 254H242V252H241V256L239 255V256H232V257H230V258H225V260L222 262V263H220V264H264V251L263 250H261V248H260V244L264 241V172H260V170L261 169H259V167L260 168H264V148L263 149H260V150H258V151H256V153H255V155H254V157H252L253 159H254V161L252 160L251 162H253V164L254 165H256V166H254L255 168H253V167H251L250 165L251 164H249V169L251 168V172H249V171H245L244 169H243V167L242 168H240V164L238 163L239 161L237 160L236 161V159H235ZM26 157V156H25ZM37 157V156H36ZM46 157H48V156H46ZM79 159H78V158ZM81 157V158H80ZM101 157V156H100ZM123 157V156H122ZM140 157V156H139ZM171 157V158H172ZM24 158V157H23ZM28 158H30V157H28ZM32 158H34L35 159V157H32ZM42 158H40V160L42 159ZM45 158V159H44ZM51 158V157H50ZM167 158H169V157H167ZM214 158V157H213ZM237 158V157H236ZM26 160H27V157L25 158ZM54 159V158H53ZM52 159V160H53ZM81 159H83V160H81ZM140 159H141V157H140ZM183 160V162L181 161V160ZM228 159V158H227ZM239 159V158H238ZM29 160V159H28ZM47 160V161H46ZM52 160L51 161H49V162H52ZM159 160H161V161H159ZM163 160V161H164ZM167 160V159H166ZM170 160V159H169ZM169 160H167V163L166 164H168V162H170ZM214 160V159H213ZM224 159H222V163L221 164H223V162L225 163V161H223ZM240 160V159H239ZM246 160V159H245ZM34 161H38L37 160V158H36V160H34ZM57 161V160H56ZM55 161V162H56ZM83 161V162H82ZM122 161V160H121ZM126 161V160H125ZM217 161V160H216ZM227 161V160H226ZM241 161V160H240ZM28 162V161H27ZM41 162H37V163H40V165L42 164ZM46 162V163H45ZM105 162V163H106ZM140 162V161H139ZM141 162H143L142 161V159H141ZM140 162V163H141ZM215 162V161H214ZM250 162V161H249ZM21 163V162H20ZM123 163V162H122ZM121 163V164H122ZM126 163V162H125ZM124 163V164H125ZM163 163V162H162ZM246 163V162H245ZM22 164V163H21ZM24 164V163H23ZM23 164H22V167H23ZM82 164H84V165H82ZM117 164V165H116ZM120 164V163H119ZM127 164V163H126ZM150 165L152 164L151 162L149 163ZM154 164V163H153ZM18 166H19V164H17ZM26 165V164H25ZM37 165H39V164H37ZM39 165V166H40ZM43 165H41V167L43 166ZM169 165V164H168ZM168 166V167H171V166ZM184 165V166H185ZM210 165H211V163H210ZM209 165V166H210ZM227 166L226 167H228V163L226 164ZM230 165H231V163H230ZM242 165V164H241ZM18 166L17 167H14V165L10 162V161H8L7 159H4V156H2L1 158H0V201H1V206H0V217H1V222L0 223H2V225H0V261L2 262V264H44L45 262H43V260H41L40 259V257H39V255H38V251L40 250L39 248H38V246H37V243H38V239H40V237H41V235H44L46 232H44L43 231V229H42V214H41V211H39V209H40V207H39V203H38V199H37V197H35L33 194L31 195L29 192L31 191H29L28 192V190H26L27 188L25 187V186H28V185H25V186H23V183H21V181L19 180V177H18V175H20V174H18L16 171H19V170H15V168H18ZM31 166V165H30ZM48 166V165H47ZM47 166H45L46 168H47ZM53 166H50V167H53ZM83 166V167H82ZM84 166L86 167V171L85 172H87V173H89V175L87 174H85V176H83L82 175V173H80L82 176H79L78 177V174H76L75 175V173H79L77 170H81V168H82V170H83V168H84ZM99 166V165H98ZM111 166V167H110ZM158 166V165H157ZM160 166V165H159ZM166 166V165H165ZM183 166V168H185ZM212 166V165H211ZM248 166V165H247ZM253 166V165H252ZM28 167H29V165H28ZM49 167V168H50ZM124 167H125V165H124ZM201 167V166H200ZM216 167V166H215ZM25 169H26V167H24ZM119 169V170H117V169ZM131 168V169H132ZM153 168V167H152ZM185 168V169H186ZM206 168V167H205ZM212 168V167H211ZM225 168V167H224ZM239 168H240V170H239ZM262 168V169H263ZM31 169V168H30ZM53 169V170H54ZM161 169V168H160ZM184 169V170H185ZM204 169V168H203ZM215 169H217V168H215ZM221 169H222V166H221ZM247 169V168H246ZM27 170V169H26ZM57 170H55L56 172L55 173H53V174H55L56 175V173H57ZM79 170V171H80ZM85 170V169H84ZM118 172H117V171ZM139 170H141V172L139 171ZM155 170V169H154ZM158 170V169H157ZM225 170H227V168L225 169ZM23 171V170H22ZM28 171V170H27ZM46 171H47V169L45 170V173L44 174H46ZM48 171H50V170H48ZM47 171V172H48ZM77 171V172H76ZM162 171V170H161ZM175 171V170H174ZM205 171V170H204ZM216 171H218V170H216ZM221 173H218L220 176V179L221 178H225L226 180H227V178L225 177V176H227L226 174H227V172H225V171H223V170H219ZM52 172V171H51ZM51 172H48L49 173V175H53ZM85 172H83V173H85ZM171 172V171H170ZM176 172V173H177ZM213 172H215L214 170H213ZM230 172V171H229ZM33 173H35V172H33ZM127 173V172H126ZM128 173H130V172H128ZM127 173V174H128ZM150 173H152L151 175H150ZM168 173V172H167ZM176 173H174V174H176ZM27 175H29L28 173H26ZM126 174V175H127ZM163 174V173H162ZM170 174V173H169ZM185 174H187V175H185ZM212 174V173H211ZM216 174V173H215ZM22 175V174H21ZM32 175V174H31ZM99 175V176H98ZM125 175V174H124ZM126 175H125V177H126ZM129 175V174H128ZM127 175V177L129 178L130 176H128ZM151 176V178L150 179H152L151 180V182L152 181H154V183L152 182H150L149 181V179H148V177H150ZM156 175V176H155ZM164 175H165V173H164ZM163 175V176H164ZM176 175V176H177ZM203 175H204V173H203ZM260 175H261V177H263V179L260 177ZM24 176V175H23ZM54 176V175H53ZM210 176V175H209ZM26 177V176H25ZM39 177H41V180H42V182H41V180L40 181H37V179H36V181L37 182H41V183H39V184H42L43 183V179H42V176H39ZM101 177H103V178H101ZM131 177H130V179H131ZM165 177H167V176H165ZM169 177V176H168ZM204 177V176H203ZM232 177H230L229 178V180L232 178ZM45 178V177H44ZM54 178V177H53ZM52 178V176H50L49 177V180H48V182H52L54 179ZM181 178V177H180ZM180 178H179V180H180ZM199 178H201L200 176H199ZM212 178H214V177H212ZM29 179H30V177H29ZM53 179V180H52ZM60 179V178H59ZM90 179V180H91ZM158 178H156V180H157ZM169 179H170V177H169ZM216 179V178H215ZM219 179V180H220ZM234 179H232V180H234ZM27 180V179H26ZM25 180V181H26ZM56 180H58V179H56ZM132 180H134V178L132 179ZM166 180V179H165ZM168 180V179H167ZM223 180V179H222ZM222 180H220V181H222ZM229 180H227V181H229ZM33 181H34V179H33ZM163 181V178H162V180H161V182ZM214 181V180H213ZM218 181V180H217ZM231 181V180H230ZM262 181V182H261ZM51 182H50V184H51ZM157 182V183H156ZM167 182H169V181H167ZM180 182H181V180H180ZM216 181H214V183H215ZM232 182V183H233ZM35 183V182H34ZM33 183V184H34ZM62 183H64V184H62ZM222 183V182H221ZM220 183V184H221ZM22 184V185H21ZM44 184H45V182H44ZM88 184H90V182L88 183ZM172 184V183H171ZM191 184H189V187H192V186H190ZM204 184V183H203ZM217 184H219L218 182H217ZM225 184H227L226 182H225ZM52 186H53V184H51ZM50 185V186H51ZM58 186L60 185V183L59 184H57ZM61 185H60V188H61ZM94 185H96V183H94ZM221 185H224L223 183L221 184ZM21 186H23V187H25L24 188V190L22 189V187ZM31 186V185H30ZM45 186V185H44ZM43 186V187H44ZM89 186V185H88ZM197 186H196V188H197ZM198 186V189H197V191H196V196H197V194H200V197L202 198V194L203 193H201L202 192V190H205V188L206 187H204L205 186V184H204V186H203V189L202 190H200L202 187L200 186L199 187ZM216 186V185H215ZM218 186V185H217ZM220 186V185H219ZM36 187V186H35ZM42 187V188H43ZM47 187H49V185L47 186ZM222 187V186H221ZM38 188V187H37ZM49 188H51V187H49ZM53 188V187H52ZM60 188H58V189H60ZM63 188V189H64ZM94 188V187H93ZM225 188H226V185H225ZM34 189V188H33ZM54 189V188H53ZM185 189H188V188H185ZM194 189V190H193ZM210 188H208V189H206V193H207V190H209ZM259 189V190H258ZM26 190V191H25ZM43 190V189H42ZM49 191V189H47L46 188V193ZM192 190L193 191H195L196 189H195V187H192ZM219 190V189H218ZM226 190V189H225ZM51 191V190H50ZM49 191V192H50ZM201 191V192H200ZM211 191H213V190H211ZM258 191H260V192H258ZM32 192V191H31ZM54 192H56V191H54ZM53 191H51V195L54 193ZM67 192V191H66ZM126 192H127V194H126ZM198 192V193H197ZM70 193V192H69ZM69 193L67 194V195H69ZM91 193V192H90ZM189 193V192H188ZM192 193V192H191ZM205 193V194H206ZM58 194V193H57ZM59 194H60V191H59ZM193 194H194V192H193ZM205 194H203V198H205L204 200L205 201H208L209 202V204H210V201L209 200H212L211 199V196L209 197L208 195H210V194H212V193H210V194H207V196L205 195ZM224 194V193H223ZM222 194V195H223ZM46 195V194H45ZM86 195H88V194H86ZM214 195H216L215 193H214ZM53 196V195H52ZM158 197L157 198V200H158V202H157V205L158 206H156V207H154V206H152L153 208H149V207H147L146 206V208H145V205L147 204V203H144V205H142L143 206V210H141L140 209V207H139V203H140V201H144L145 199H148L149 197ZM194 196V195H193ZM192 196V197H193ZM199 196V195H198ZM51 197V196H50ZM61 197V196H60ZM64 197V196H63ZM188 197H191V195H189ZM191 197V198H192ZM215 197V196H214ZM222 197V196H221ZM224 197V196H223ZM226 197V196H225ZM58 198H59V196H58ZM66 198H69V197H66ZM71 198V197H70ZM72 198V199H73ZM79 198V199H80ZM87 198H89V196L87 197ZM93 198V197H92ZM200 198V199H201ZM203 198L201 199L202 201H203ZM208 198H210L209 200H208ZM229 198V199H230ZM65 198H63V199H61V201L62 200H64ZM79 199H78V201H79ZM195 199H196V197H195ZM198 199H199V197H198ZM227 199V198H226ZM57 200V199H56ZM66 200V199H65ZM75 200H77V199H75ZM86 200V197L84 198V201ZM93 200V199H92ZM156 200V201H157ZM188 200H191V199H188ZM67 201V200H66ZM65 201V202H66ZM80 201H83V200H80ZM87 201V200H86ZM90 201H91V198H90ZM96 201V200H95ZM98 201V200H97ZM96 201V202H97ZM200 201V200H199ZM215 201V200H214ZM214 201H211V202H214ZM218 201V200H217ZM40 202V201H39ZM60 202V201H59ZM219 202V201H218ZM218 202H217V204H218ZM184 203V202H183ZM199 203V202H198ZM198 203H197V205H198ZM203 203V202H202ZM202 203H200V204H202ZM216 203V202H215ZM220 203V202H219ZM83 204H85V203H83ZM189 204V203H188ZM206 204L207 205H209L207 202H206ZM216 204V205H217ZM227 204V203H226ZM230 204V203H229ZM44 205V204H43ZM82 205V204H81ZM87 205V204H86ZM205 205V204H204ZM213 205H214V203H213ZM213 205H212V207H213ZM84 206V205H83ZM141 206V205H140ZM178 206V207H179ZM184 206V205H183ZM192 206H193V202H192ZM202 206V205H201ZM210 206V205H209ZM208 206V207H209ZM221 206V205H220ZM44 207H45V205H44ZM50 207H52V206H50ZM100 207H101V209H100ZM174 207H176L177 209H175V211L173 210V208ZM185 207V206H184ZM188 207V206H187ZM204 207H207V206H204ZM218 207V206H217ZM226 207H228V206H226ZM87 208V207H86ZM181 208V207H180ZM200 208V207H199ZM214 208H215V206H214ZM50 209V208H49ZM182 209V208H181ZM185 209V208H184ZM193 209V208H192ZM206 209V208H205ZM48 210V209H47ZM54 209L52 208V211H53ZM58 210V209H57ZM90 210H92V209H89V211H86V212H90ZM186 210V209H185ZM190 210H191V208H190ZM189 210V212H188V215H189V213L191 212ZM195 210V209H194ZM230 210V209H229ZM55 211V210H54ZM222 211V210H221ZM7 212V213H6ZM45 212H48V211H46V209H45ZM50 212V211H49ZM61 212H63V211H61ZM180 212V211H179ZM178 212V213H179ZM183 212V211H182ZM193 212V211H192ZM9 214V216H7L6 214ZM83 213H84V211H83ZM185 213V212H184ZM186 213H187V211H186ZM219 213V212H218ZM49 214H51V212L49 213ZM57 214V213H56ZM72 214H75V213H72ZM78 214V213H77ZM215 214V213H214ZM5 215V216H4ZM46 215V214H45ZM52 215V214H51ZM187 215V216H188ZM190 215H192V216H195V215H193V213H191ZM219 215V214H218ZM225 215V214H224ZM47 216H49V215H47ZM216 216V215H215ZM51 217V216H50ZM53 217H55V216H53ZM58 217V216H57ZM56 217V218H57ZM68 217V216H67ZM71 217H73V215L71 216ZM74 217H76V216H74ZM136 217V218H137ZM43 218H44V216H43ZM47 219L49 218V217H46ZM55 218V219H56ZM58 218H60V217H58ZM66 218V217H65ZM97 218V219H96ZM185 218V217H184ZM184 218H183V220H184ZM188 218H189V216H188ZM192 217L190 216V220H191V222H192V219H191ZM196 218V217H195ZM200 218H202V217H200ZM220 218V219H221ZM79 219V218H78ZM92 219V218H91ZM203 219V218H202ZM205 219V218H204ZM72 220H74V219H72ZM77 220V219H76ZM207 220V219H206ZM46 221V223H47V220H45ZM55 222L56 220H52V222ZM58 221H59V219H58ZM67 221V220H66ZM93 221H94V219H93ZM132 221V222H131ZM185 221V220H184ZM204 221V220H203ZM214 221V220H213ZM218 221V220H217ZM74 222V221H73ZM73 222H71V224L73 223ZM134 222V224H132ZM144 222H141L142 224L144 223ZM220 222H222V221H220ZM46 223L44 224V228H46ZM51 223V222H50ZM76 223H78V222H76ZM91 223V224H92ZM114 223V222H113ZM116 223V222H115ZM183 223V222H182ZM185 223V222H184ZM207 223H209V222H207ZM52 224V223H51ZM84 224V223H83ZM83 224H81L82 226H83ZM195 224L196 225H199V220L197 221V222H195ZM202 224V223H201ZM200 224V225H201ZM49 225V224H48ZM70 224H68L67 225V222H64V221H60L59 223H57L56 222V225H52V227H54L55 229V231L54 232H59V234H60V236L62 237L63 235H64V237H65V233H66V231L68 230V229H70V227L69 228H67L68 226H69ZM90 225V224H89ZM141 225V224H140ZM182 225V224H181ZM202 225H204V224H202ZM210 225V224H209ZM215 225V224H214ZM115 226V225H114ZM135 226H136V228H135ZM219 226H220V224H219ZM73 227V226H72ZM71 227V228H72ZM80 227V225L77 227V228H79ZM84 227V226H83ZM87 227V226H86ZM96 227H94L93 229L96 231L97 229H95ZM100 227V228H99ZM110 227V229H108ZM116 227V226H115ZM115 227H114V229H115ZM142 227V226H141ZM150 227V229H152ZM187 227V226H186ZM185 227V228H186ZM205 227V226H204ZM225 227V226H224ZM74 228V227H73ZM146 228V227H145ZM200 228V227H199ZM213 228V227H212ZM226 228V229H227ZM76 229V228H75ZM80 229H82L83 230V228H81L80 227ZM143 229V228H142ZM148 229H149V227H148ZM205 229V228H204ZM216 229V228H215ZM49 230V229H48ZM77 230V229H76ZM81 230V231H82ZM85 230V229H84ZM83 230V231H84ZM116 230V229H115ZM139 230H140V228H139ZM139 230H137V232L139 231ZM146 230H147V228H146ZM186 230V229H185ZM184 230V231H185ZM51 231H52V229H51ZM69 231V230H68ZM75 232V230L73 229H71V232L72 233H74ZM82 231V233H84ZM94 231V232H95ZM98 231V230H97ZM96 231V232H97ZM117 231V230H116ZM182 231V230H181ZM49 232V231H48ZM54 232L52 231V233L50 232V234L48 235V237H47V239L48 240H50V242L52 241V240H56L58 237L57 236H59V234L56 232L55 234H54ZM77 232V231H76ZM94 232H93V234H94ZM150 232V231H149ZM148 232V233H149ZM199 232V231H198ZM201 232V231H200ZM216 232V231H215ZM79 233V232H78ZM113 233V232H112ZM139 233H140V231H139ZM185 234H186V232H184ZM206 233V232H205ZM150 234V233H149ZM154 234V233H153ZM181 234V233H180ZM84 235H85V233H84ZM112 235V234H111ZM133 235H134V233H133ZM151 235H152V233H151ZM159 235V236H160ZM188 235V234H187ZM203 235V234H202ZM217 235V234H216ZM72 236V235H71ZM77 236H78V234H77ZM105 236V237H104ZM113 236V235H112ZM117 236V235H116ZM147 236V235H146ZM149 236V235H148ZM155 236V235H154ZM168 236V235H167ZM227 236V235H226ZM68 237V236H67ZM66 237V238H67ZM73 237V236H72ZM76 237V236H75ZM79 237L81 238V236L79 235ZM100 237H99V239H100ZM120 237V236H119ZM162 237V238H163ZM66 238H64V240L66 239ZM71 238V237H70ZM155 238V237H154ZM160 238V237H159ZM41 239L42 240H45L46 241V239H45V237L43 238V236L41 237ZM124 239V238H123ZM155 239H157V237L155 238ZM161 239V238H160ZM168 239V238H167ZM172 239V238H171ZM170 239V240H171ZM48 240L46 241V242H48ZM119 240V239H118ZM159 240V239H158ZM158 240H156V241H158ZM124 241V240H123ZM155 241V240H154ZM162 241V240H161ZM190 241V242H191ZM225 241V242H224ZM242 241V240H241ZM50 242H48V245H49V243ZM53 242V241H52ZM58 242H59V240H58ZM64 242V241H63ZM72 242H73V240H72ZM74 242H76V240L74 241ZM159 242V241H158ZM162 242H164L165 243V240L163 239V241ZM168 242H170V241H168ZM167 242V245L169 244ZM187 242H188V239H187ZM207 242V241H206ZM57 243V242H56ZM69 243V242H68ZM121 243V242H120ZM161 243V242H160ZM242 243V242H241ZM264 243V242H263ZM51 244V243H50ZM59 244V243H58ZM58 244H56V245H58ZM81 244H83V243H81ZM118 244H119V242H118ZM159 244V243H158ZM193 244V243H192ZM243 245L245 244V243H242ZM76 245V243H74V246ZM120 245V244H119ZM116 246L115 247V245H114V249H112V251H111V255H113L112 253H113V250H115V248H116V250H117V247L120 249V246ZM171 245V244H170ZM175 245H176V243H175ZM62 246V245H61ZM64 246V245H63ZM87 246V245H86ZM159 246H163V245H159ZM164 246H165V244H164ZM207 246H209V247H207ZM262 246V245H261ZM60 247V246H59ZM65 247V246H64ZM69 247V246H68ZM76 247V246H75ZM177 247V246H176ZM188 247H189V245H188ZM220 247H221V245H220ZM122 248V247H121ZM124 248V247H123ZM164 248V247H163ZM56 248H52V252H54V250H55ZM68 249H70V248H68ZM71 249H73V248H71ZM75 249V248H74ZM77 249V248H76ZM118 249V251H120V253H122V254H124L125 255V257H126V259H128L129 260V263H128V260H126V264H130V262L131 263H136L135 261H136V256L135 255H133V252H129L127 249V255L125 254L126 252H124L125 251V249H122V250H124L123 252H121V250H119ZM165 249H166V247H165ZM168 249V248H167ZM179 249V248H178ZM183 250L184 248H180V250ZM263 249V248H262ZM62 250V249H61ZM67 250V249H66ZM132 250V248L130 249V251ZM172 250V249H171ZM177 250V249H176ZM186 250V249H185ZM185 250H183L185 253H186V251ZM56 251V250H55ZM57 251H59V250H57ZM64 251H65V249H64ZM63 251V252H64ZM73 251V250H72ZM71 251V252H72ZM76 251H78V250H76ZM106 251H107V249H106ZM110 250H108L107 252L108 253H110L109 252ZM117 251V253H119ZM135 251V250H134ZM175 251V250H174ZM75 252V250L73 251V253ZM106 252V254H107V256H109L108 255V253ZM166 252H170V250L168 249ZM183 252V253H184ZM50 253V252H49ZM60 253H61V251H60ZM65 253H67V252H65ZM64 253V257H63V259L62 260H68L67 259V257H68V255H69V251H68V253L67 254H65ZM119 253V254H120ZM138 253V252H137ZM171 253L172 254H174V256L177 258V257H179L178 255V253H175V252H172L171 251ZM201 253V252H200ZM56 254V253H55ZM58 254V253H57ZM63 254V253H62ZM72 254V253H71ZM115 254V253H114ZM177 254V255H176ZM50 255H52L51 253H50ZM124 255H121L120 254V256H118L117 254H116V256H118V257H120V259L122 258V256H123V258H125L124 257ZM165 255V254H164ZM168 255V254H167ZM186 255V254H185ZM201 255V254H200ZM63 256V255H62ZM62 256H60V257H62ZM74 256H75V254H74ZM73 256V257H74ZM76 256H78V254L76 255ZM116 256H114L115 258H116ZM173 256V255H172ZM171 256V257H172ZM173 256V257H174ZM198 256V255H197ZM47 257V256H46ZM46 257H45V259H46ZM51 257V256H50ZM59 257V258H60ZM118 257L116 258V261H112L113 263L114 262H118L117 261V259H118ZM174 257V258H175ZM229 257V256H228ZM52 258V257H51ZM57 258V257H56ZM72 258V257H71ZM76 258H78V257H76ZM121 259L122 260V262H123V260H125V259ZM47 259H49L50 260V258L48 257ZM54 259V258H53ZM108 259V258H107ZM107 259H106V261H107ZM114 259V258H113ZM112 259V260H113ZM197 259H199V258H197ZM56 260V259H55ZM60 260V259H59ZM65 260V261H66ZM70 260V259H69ZM73 260V258L70 260V261H72ZM97 260H99V259H97ZM184 260V259H183ZM47 261V260H46ZM57 261V260H56ZM55 261V262H56ZM70 261H68V262H70ZM138 261H140V259L138 260ZM176 261V260H175ZM179 261V260H178ZM187 261V260H186ZM196 261V260H195ZM199 261V260H198ZM51 262V261H50ZM49 262V263H50ZM55 262L53 261V263L55 264ZM58 262V261H57ZM62 262V261H61ZM67 262V263H68ZM111 262V261H110ZM122 262H120V263H122ZM169 262V261H168ZM96 263V262H95ZM170 263V262H169ZM47 264V263H46ZM50 264H52V263H50ZM106 264H107V262H106ZM116 264H119V263H116ZM122 264H124V263H122ZM173 264V263H172ZM177 264H178V262H177ZM182 264V263H181ZM189 264V263H188ZM193 264V263H192ZM198 264V263H197ZM213 264H215V263H213Z\"/></svg>", "mask_w": 264, "mask_h": 264}, {"label": "rangeland", "instance_id": "374dc122", "mask_svg": "<svg viewBox=\"0 0 264 264\" xmlns=\"http://www.w3.org/2000/svg\"><path fill=\"white\" fill-rule=\"evenodd\" d=\"M7 1H8V5L9 4H14V2H16L15 4H17V2L19 3V4H21V2H22V4H26L27 6L29 5V8L31 9V13H29V14H27V15H25V17L24 18H22V20H21V27H20V29H16L14 32H11V33H9V34H11V35H8V34H2V36L4 35V38L3 37H1V35H0V44H2V45H0V49H2L3 51H1L0 52V64H1V66H0V108H1V110H0V132H1V129L2 128H4V123H5V121L8 123V124H6L7 125V127H10V126H13V127H11V130H9L8 131V133H7V135L5 134V135H2V133H1V137H0V139H1V141L3 142V143H0V146H1V148L2 149H0V158L2 157V156H4V159H7L8 161H10L13 165H14V167H17L18 165L17 164H19V166H18V168H15V170L17 169V170H19V171H16L18 174H20V175H18V177H19V180L21 181V183H23V186H25V185H28V186H25V187H23V186H21L22 187V189L24 190V188L26 189V190H28V192L32 195H34L35 197H37V199H38V203H39V207H40V209H39V211H41V214H42V229H43V231L44 232H46L44 235H41V237L43 236V238L45 237V239H46V241L48 240L47 239V237H48V235L50 234V232L52 233V231L54 232L55 230V228L54 227H52V225L54 224V225H56V222L57 223H59L60 221L62 222V221H64V222H67V225L68 224H70L67 228H69L70 227V229H68L67 231H66V233H65V237H64V235L61 237L60 236V234H59V232H57L58 234H59V236H57L58 238L56 239V240H52L51 242H50V240H48V242H50L49 243V245H48V242H46L45 240H42L41 239V237H40V239H38L39 241H38V243H37V246H38V248L40 249L39 251H38V255H39V257H40V259L41 260H43V262H45L44 264H50V263H52V264H54L53 263V261L55 262L56 260L58 261H56L55 262V264H106V262H107V264H116V263H119V264H122V263H124V264H126L127 262H126V260H128V259H126V257H125V255L124 254H122V253H120V251H118V247H117V250H116V248H115V250H113V255H111V251H112V249H114V245H115V247L116 246H118L119 244V246H120V249L119 250H121V252H123L124 250H122V249H125V251L124 252H126L125 254L127 255V250L129 251V252H133V255H137L136 256V263H134V264H177V262H178V264H213V263H215V264H220V263H222L224 260H225V258L227 259V258H230V257H234V256H239L240 254H241V252H242V250H243V246H245V245H247L248 244V241L247 242H244L245 241V238H242L241 240H240V238H239V240H237V239H235L234 241H230V242H228L229 240H227L226 241V243H221V244H218V245H212V247L210 246H207V247H209V248H206V246L204 247H202L201 246V248L199 249L200 251H198V253L195 255V257H197V258H199V259H197V258H194V260H193V262L191 261H189L186 257H188V255L189 254H187V253H189L190 252V248H192V247H195L196 248V246H195V243L194 242H192L191 240H190V236L192 235L191 234V232H190V234L188 233L190 230H189V225L188 224H193V225H195V227H196V230H197V234L196 235H198L197 237H198V239L203 243L205 240L207 241H205L204 243L206 244V243H209V241L210 242H213V241H215L216 239H217V237L220 235L219 233H220V231L222 230L221 228H222V226H223V228H225V229H223L224 230V232L226 233V235H225V237L228 239V237H229V235H228V233H227V231H225V230H228V228L226 227V224L224 223V220H225V217H226V215H227V213H229L230 211H231V208H232V200H231V198H230V196L228 197L227 196V192L226 191H228V187L230 186V185H233V184H236L235 182H236V178L234 179L232 176L233 175H235V174H233L232 173V171L233 170H236L235 169V165L236 164H234V166H233V163H235V161H233V163L231 162V158H232V160H234L233 159V156H234V154L235 155H237V156H235V159H236V161L238 160L239 162V164H240V168H242L243 167V169L245 170V171H249V172H251L252 170H251V168L249 169V167L251 166V167H253V168H255L254 166H256V165H254L253 164V162H251L252 160L254 161V159L252 158V157H254V155H255V153H256V151H258V150H260V149H263L264 148V140H263V138L264 137H262V136H264V116H263V114H264V96L262 97V92L264 91V89L262 88V92H260L261 91V88L260 87H256V88H253V89H251L252 90V94H251V102L252 103H250L249 104V106L250 107H248V109L252 112L251 114H252V116H253V118H252V116H251V114H250V116H251V119H250V117H249V119H248V121L246 122V125L247 126H243V127H239V126H237L238 127V129H237V127L235 126V125H237V122L239 121V116H237L238 114H237V109H236V107L235 108H233L234 106L233 105H231V106H227V109L228 110H230L231 109V111H233V112H230V114H229V116L227 117V118H229V123H228V121H227V123H228V125H230V132H236L237 130H239L240 128H244L242 131H240L239 130V133H238V135H237V132L235 133L236 134V136L234 135V133H233V135H234V139L236 140V139H238V140H236V142L234 141L232 144H228V146L226 145L225 146V148H226V151H227V149H228V151H227V154H226V152H225V150L223 149L224 147L223 146H221L222 148H220V147H217L219 144H217L216 142H217V138H211V140H210V137H212V136H197V135H194L193 133H190L191 131H190V129L189 128H187V127H184V125H181L180 126V124H182V122H183V124H187V122H185V120L183 119V117L180 119V121L179 122H177L178 120H172V121H170L169 123H168V127L167 128H169V130L168 129H166V127H164L165 129H166V131L167 132H169V134H173V135H168V133L165 131V133H167L166 135H168V137L166 138L165 137V139H164V137L163 136H165V135H159L160 133L161 134H164V131H161V130H163V128L160 130V128H161V125H158L159 123H157L156 124V127L157 126H160V127H158L159 128V131H160V133L158 132V130H156L157 132L155 133V130L153 129V132L155 133H153L152 134V136L154 137H151V138H153L152 140H153V142L155 141V144L153 143V142H151V138L150 139H148V138H145L146 140H149L150 142H151V144L149 145V144H147V145H149V146H153V144H154V146H156V150H158L159 151V149L160 148H164L165 149V147L168 145V143L171 145H168L166 148L168 149V150H166V151H168L165 155L167 156L168 155V153H170V151L173 153V154H170V155H172L174 158H175V156H182V154H183V160L184 161H186V160H188V158L189 157H191V156H193L194 158H195V162H197V164H199V165H197L198 167H197V169L199 168V170H200V173L201 174H199V176L201 177V178H199V176L197 175V181H200L201 179H203L204 180V182H202V180L200 181V182H202V184L200 183V186L202 187L200 190H202L203 189V186H204V184H205V186L204 187H206L205 188V190H202V192L201 193H203V194H205L206 193V189H208V188H210L209 190H207V193L205 194L206 196H207V194H210V193H212V194H210V195H208L209 197L211 196V199L212 200H209L210 198H208V200L210 201V204H209V202L208 201H205L204 199L206 198H203L204 196H203V194H202V198H203V201L201 200L202 198L200 197V194H197V196L195 195L196 194V191H197V189H198V186H199V184H198V186L196 185L197 183H193V184H195V186L194 185H192L190 182H195L196 181V177H195V179H191V181H189L188 183H184L185 185H186V187L184 186V190H185V192L187 193L186 194V196L188 195H191V197H188L187 196V199L185 198V201H180L181 203V205L179 206V204H178V206H177V208H178V210L180 211H178L177 213H175V215H176V218H178L177 219V221L179 220V222H178V232L176 231L174 234H171V233H169V234H166V235H164L165 237H163L162 235H160V233L158 232V231H154V229L148 224L147 225V223L146 222H144V220L142 221L141 219H143V217L142 218H139V217H141L140 215H138V217L136 218L135 216H134V218H133V220H134V222H135V220L137 221V222H135V224H134V222L132 223V224H134V225H137L138 226V228H137V230H139V228H140V233H139V231L137 232V230L135 229V231L133 230L132 231V234L131 235H129V236H126V237H121V235L123 234L122 232H121V230H120V228H118V224H119V220H118V217H116V219L113 217V219L111 220V221H113L112 222V224H113V226H112V228H113V230L112 229H110V227L108 228V229H110L111 231V233L109 234V232H108V234H105V235H109V237H105V238H101L100 236V239H99V237L98 236H96L95 234L96 233H98V232H100V234H103V233H106L107 232V227H105V226H108V225H105L106 223L104 222V224H103V227H101V228H103V230H104V227H105V229L106 230H104V232L102 233L101 232V230L100 229H98L95 225V223H92V222H95V217H94V214L93 215H91L90 216V214H88V213H93L94 211H95V207L97 208V207H99V206H101V205H99V206H97L99 203L98 202H100L101 201V196L103 197V193H105V187H102V186H100V185H98L97 184V182H95L94 181V183H96V185H94V183L92 184V182L91 181H93L91 178V180L89 179V182H90V184H88L87 183V187H91L92 185H93V187H91V188H86L88 191H90L89 193H87V192H85L86 194H88V195H86L85 194V196H84V198L86 197V200L84 201V198L83 197H76L75 199H77V200H75L74 198H73V195H72V193H71V190L69 191V189H67L69 186H67L66 185V187L67 188H64L65 186L63 185H61V182H62V180H63V173H60V170H57L56 168H58V163H59V157L57 156V157H54L55 156V153H57V152H53V154H52V149H55L57 146H56V144H58V149H60V146L59 145H62L63 144V142L61 141L62 139L60 138V137H63V133L62 132H65L66 133V131L67 132H69V133H72L73 134V137H74V139H76V140H74V142L77 144V141H79V142H81L80 144L81 145H83V142H84V140H85V137L88 135V133L87 132H90L89 131V128H91V127H89L88 125H89V123H81V122H79V120H80V117L82 118V120L84 119L82 116L83 115H81V114H85L86 115V113L88 112V108H90L89 107V101H88V99L90 100V101H92L90 98H94V97H96L97 98V104H98V106H99V103H101V101L104 103V101H106L107 102V105H108V103L110 102V104H114V108L110 105L109 107H112V108H109L108 107V109H107V106L106 107H103V103H102V105H100L98 108L99 109H103L102 111H104V110H107V111H104V112H107V114L109 115V118L111 117V121H112V123H113V126L114 127H116V128H114V130L117 132L116 134H114L113 135V133H114V131H113V133H112V137L114 138L115 136H116V138H114V139H116V140H118V142H119V144L123 141V140H121V139H119V138H117V137H119L120 136V138L122 137V139L123 138H127L128 140H130V138H131V140H133L135 143H134V146L130 143V141L129 142H127L125 139H124V142H125V144L122 142V144H120V147H122L123 145H126V143H127V145L129 144V146H131L133 149H131V147H128V148H130L131 150H129V151H127L128 150V148H127V150L126 149H123L124 147L126 148V146H123V150L119 147V145H118V149H117V156H118V159H121L120 160V164L118 163V168L121 166V169L119 170V169H117V170H119V172L123 169V170H127L126 172L128 173V172H130V173H126L125 171H123L122 173L120 172L119 174H121V176H124V178L122 177V178H120V180L121 181H119L118 182V185H117V187L119 188V190H122V189H124V188H126V189H124L123 191L125 192L126 190H127V192H128V190L130 191L132 188H131V186H133L136 182H135V177H133L134 178V180H132L133 178L131 177L132 175H137L136 173H137V168L139 167V166H141L142 164L143 165H145L146 164V160H148L147 158H148V156H147V158H145V154H143V153H146V154H149L148 152L150 151L149 150V148H148V151H145V150H147L146 148L148 147H146V145H145V143H142L141 144V141L143 140L142 138V136L141 135H139L138 136V134H136L135 135V133H137V131H135V130H133V128H131L130 129V127L128 128L127 126H130L131 124V118L133 117V113L137 110L136 108H135V105H133V102L135 101V99L138 97L137 95H139V94H137V95H135V92H138V93H140L141 92V87H142V85L140 84V83H142V81H141V75H143V74H145L144 72V70L145 69H148V70H146V74H147V72L148 73H151V74H149L151 77H154V78H160V80L161 81H163L164 79H166V80H164L163 81V84H162V88H165L166 87V89H163L162 91L164 92V93H162V97H161V94L160 95H158V96H160V97H157L156 98V96H155V94L153 95V96H149L150 97V99H149V97L145 100H141L142 102H147V103H149V105H151L152 104V107L151 106H149L148 104V112L149 113H152L151 114V117L152 116H155V115H153L154 114V107H155V105L154 104H156L157 105V103H159V102H162L163 103V105H165L166 104V102L169 104L170 103V105H174L176 102H175V95H177V93L179 92H181L182 91V89L181 88H178V87H181L182 86V84L181 83H179L178 81H176V80H174V81H172L170 78H171V74H172V72H174L173 70H175V69H172V68H170V70H167V71H162V72H159V71H157V66H158V64H156V63H158V62H154L157 58H159L160 60H159V62L162 60V59H165L167 56H168V51L171 49L169 46H171L172 44H173V42L172 41H174V42H181V43H183L184 42V40H185V38H186V40H185V42L187 43L188 42V44H186V45H188V46H185V48L186 49H183L180 53H178V54H176L177 56L176 57H178V58H176V60L178 61V63H181V62H183V59H184V56L186 57V58H191V55H193V57L194 58H196V52L195 51H197V49H198V47H196V46H199V49L198 50H201V53H199V54H201V55H197V56H199L198 57V59H201V58H204V59H206V60H208L209 62H210V60L209 59H207L208 57H204V54H203V46H204V44L202 45V42L201 41H204V39H205V37H207V36H205V32L208 30V29H206L207 28V26L206 25H208V21H209V11H208V7L206 8L205 6H207V3H208V1L207 0H178V2H179V4H180V6H179V4H178V2L177 1H175V0H170L171 2H169L170 4H172V3H176V5H173V9H174V11H177V10H180L181 8H183L184 10H186V11H188L189 9L191 10H189V13L191 12V14L192 15H194V12H195V15H194V20H193V23H191V24H189V22L187 23L186 21H184V23H182V21H179V20H177V19H175L176 18V15L174 16V15H169V17H167L166 15H167V13H166V10H165V8H164V6H166L168 3H167V1L166 0H162V2L164 3V6L162 7V9H161V15H160V19H158V23H160L159 25H158V30L159 31H154V32H152V33H149L148 35L147 34H145L144 36H143V34L144 33H138L139 34V36H138V34H137V36H135V38L137 39V42L139 43V45H141V46H143L142 44L145 42V44L146 43H148L149 44V46H148V44H146L147 46H148V48L149 49H145V50H147L148 52L150 51V54H149V56H148V60H147V62H145L144 61V63L141 61V60H139V56L137 55L138 53V51L141 49V47H140V49L139 50H137V52H135L134 54H132V55H134V57H133V60H132V57L131 56H127V58H126V56H120V58L119 57H117L116 58V60L117 61H115V63H116V65L115 64H113V68L112 69H110V72L109 71H105V72H103V73H96V72H87V74L86 75H88L87 77L88 78H92V79H90V81H89V79L87 80V77L85 78V77H83V76H85V74L84 75H82L81 73L83 72V70L81 71L80 70V72L78 71L79 69H81V68H79V67H81V66H79V62H76V63H74V59L71 57L72 55H70V52L71 51H69L70 49V47L71 46H73V47H71V49H73L74 50V52H76V51H78V49H79V51H81V53L80 52H76L77 53V56H83V55H86L84 52H86L87 50H88V48L89 49H92V50H96V49H98V51H104V50H106L105 48H106V45L105 46H101V45H103L102 43H103V41L105 42V43H107V40H106V36H107V38H108V33L110 32L109 30H107L108 32H107V34H104L103 33V36H98L99 34H97V36L99 37L98 39L96 38V35H92V34H90V31H88V33H80V31L78 32V31H76L77 29H76V27L77 26H75L74 24H78L79 22L78 21H80L81 20V17H82V14L81 13H83L84 12V9L82 8V6L84 5V7H86V4H85V2L86 1H84V0H71L70 1V3H69V0L66 2L65 1V3L68 5V6H70L72 3H73V10H76L77 8H82L81 9V12H80V14H79V9H78V12L77 11H72V6L70 7V8H67L68 6H66V8L70 11V13H71V15L73 16H71V20L72 21H70V23L67 21V22H65V24L66 23H68V24H64V26H63V24H62V26H63V28L64 27H66V28H61V25H59V21H61V17L59 18V15H60V13H57L58 12V10L60 9V7H62L63 5H62V3L64 2V1H61V0H44L43 2H42V0H33V1H31V0H19V1H15V0H1L0 1V6L1 7H5V6H8L6 3H7ZM9 1H10V3H9ZM38 3H37V2ZM45 1H48V3H50V4H48V3H46ZM52 1H54V2H52ZM58 1V2H57ZM93 1L94 0H92V3H93ZM98 2H97V4H96V6L94 5V7L92 8V6L90 5V7H88L87 6V10L89 9V10H92V12L94 11V10H96V12L94 11V13L95 14H98L99 12H101V11H99V10H102V6L103 7H105L104 9H108L109 8V10H107V11H109L110 12V15H112L113 14V16H112V18L114 17V13H116L115 14V17H116V15L122 10V3L121 2H118V1H123V4L124 3H126L127 2V0H117V2H118V5H117V2H116V0H107V2L109 3H107L106 4V1L104 2L103 0H97ZM104 2V3H102V2ZM111 1H112V4H111ZM129 1V0H128ZM133 1H135V0H133ZM132 1V4L134 3ZM137 1V0H136ZM205 1H207V3H206V5H202L203 3L205 4ZM212 1V3H213V9H215V10H212V14H216V15H222V16H220V17H222L223 19H226V20H224L225 21V23L227 24V27H226V24H224L223 26L224 27H226L225 29V32H229L230 31V34L232 33V34H234V36L235 37H233L234 39L235 38H240L241 36H243V40H245V39H249L250 38V36H252V34L251 33H255V31L257 30V25H258V21H257V23H256V21L254 20V17H256V15H257V17L256 18H258L259 16H258V14H260L261 12H260V10H257L258 12H260V13H258V12H256V10H255V7L256 8H258L259 7V4L257 3V5H256V3L254 2V1H252L251 0V2H254V4L253 5H255V7H253V5L251 4V2H250V0L248 1V0H246V1H248V2H246V4H249L250 6H252L251 8H252V11H251V13H250V19H249V25H250V28H249V30H248V28L246 29V28H244V29H241V28H238V30H237V26H234L235 24L233 23V21H232V24H231V20H232V17L233 16H231V15H233V13H234V10H232L233 9V7L232 8H230L231 10H229V7L230 6H233L234 5V3H233V0H232V2H231V0H219V1H217V0H211ZM221 1V2H220ZM33 4H32V3ZM60 2V4H59V7H57L58 5V3ZM62 2V3H61ZM96 2V1H95ZM94 2V3H95ZM131 2V1H130ZM140 2H142L141 4H139V6H137L136 7V5H137V3H140ZM217 2V3H216ZM219 2V3H218ZM30 3H31V6H30ZM40 3V4H39ZM42 3V4H41ZM46 3V4H45ZM55 3H57V4H55ZM87 3V2H86ZM88 3H90V2H88ZM91 3V4H92ZM166 3V4H165ZM202 3V4H201ZM5 4V5H4ZM14 4V5H15ZM47 4L49 5L48 7H47ZM74 4H76V5H74ZM81 4V5H80ZM127 4H131V3H127ZM127 4H125V6L127 5ZM143 4H144V1L143 0H138V2H135V7H136V9H135V7L133 8L134 10L133 11H135L137 14H140L139 12H141V15H142V6H143ZM216 4V5H215ZM227 4H228V6H227ZM61 5V6H60ZM78 5V6H77ZM110 5V6H109ZM142 5V6H141ZM181 5H182V7H181ZM203 7H202V6ZM219 5V6H218ZM42 6V7H41ZM45 6V7H44ZM51 6H53L52 7V10H51ZM74 6H76L75 8H74ZM81 6V7H80ZM101 6V7H100ZM109 6V7H108ZM117 6V7H116ZM125 6H124V8H125ZM130 6V5H129ZM128 5L126 6V8H128L129 7ZM133 6V5H132ZM131 6V7H132ZM168 6H171V5H168ZM187 6V7H186ZM200 6V7H199ZM221 6V7H220ZM224 6V7H223ZM44 7V8H43ZM46 7H47V9H46ZM55 7H57V8H55ZM111 7V8H110ZM118 7H120L121 8V10H119V9H117ZM141 7V8H140ZM176 7V8H175ZM218 7V8H217ZM55 8V9H54ZM59 8V9H58ZM117 10H116V9ZM125 8V9H126ZM138 8V9H137ZM140 8V9H139ZM179 8V9H178ZM222 8H223V10H222ZM45 9V10H44ZM113 9V11H111V10ZM132 9V8H131ZM177 9V10H176ZM199 9V10H198ZM221 9V10H220ZM41 10H43V11H41ZM49 10H51L50 12H48ZM56 10V11H55ZM119 10V12H117ZM227 10V11H226ZM228 10L229 11H231L232 13H229L228 12ZM32 11L35 13V15H36V17H35V15H34V13L32 14ZM54 11V12H53ZM83 11V12H82ZM104 10H102V12H103ZM106 11V10H105ZM139 11V12H138ZM163 11H165L164 12V14L166 13V15H163L162 14V12ZM208 11V12H207ZM214 11V12H213ZM216 11V12H215ZM220 11V12H219ZM255 11V12H254ZM53 12V13H52ZM56 12V13H55ZM101 12V13H102ZM111 12H113L112 14H111ZM228 12V13H227ZM45 13V14H44ZM73 13V14H72ZM225 13H227V15L225 14V16H228V14H229V18H231L230 20H229V18L227 19V18H224L225 16H224V14ZM258 13V14H257ZM50 14H51V16H50ZM54 14V15H53ZM57 14H59V15H57ZM174 14H175V12H174ZM254 14H256V15H254ZM34 15V16H33ZM43 15H45V16H43ZM49 15V16H48ZM208 15V16H207ZM215 15V16H216ZM61 16V15H60ZM196 16V17H195ZM34 17H35V19H34ZM45 17V18H44ZM59 19H58V18ZM175 17V18H174ZM47 18H51V19H53V20H51V19H47ZM69 18V17H68ZM165 18L168 20V19H170V20H166L165 21ZM196 18V19H195ZM2 16H0V24H1V22H2ZM80 19V20H79ZM207 19V20H206ZM36 20V21H35ZM47 20V21H46ZM58 20V21H57ZM160 20V21H159ZM195 20H196V23H195ZM229 20V21H228ZM252 20H253V22H252ZM23 21V22H22ZM76 21V22H75ZM179 21V22H178ZM207 21V22H206ZM228 23H227V22ZM25 22V23H24ZM53 24H52V23ZM164 22H166V23H164ZM74 23V24H73ZM161 23H162V25H161ZM205 23H206V25H205ZM251 23H253V24H251ZM71 24V25H70ZM76 24V25H77ZM49 25V26H48ZM67 25H68V27H70V28H68L67 27ZM75 27H73V26ZM253 25H255V27L253 26ZM33 26V27H32ZM56 26H58L60 29H61V31L62 32H64V30H66L65 32H66V35H68L67 37H65L66 35L64 34V33H61L62 34V36L60 37V34H59V29L58 28H56ZM205 26H206V28H205ZM229 26V27H228ZM231 26V27H230ZM72 27V28H71ZM160 27V28H159ZM164 27H165V30H164ZM203 27H204V29H203ZM41 28V29H40ZM47 30H46V29ZM168 28V29H167ZM30 29H31V31H32V34H31V31H30ZM58 29V32L56 31V30ZM68 29V30H67ZM72 29V30H71ZM75 29V30H74ZM219 29V28H218ZM223 29V27L221 28V29H219V30H222ZM232 29H234V31L236 32H233V30ZM27 31V32H30V37H28L27 38V40L29 41V43H28V45H24V47H23V45L19 42L20 40H19V37H18V31ZM44 30V31H43ZM52 30V31H51ZM74 30V31H73ZM165 31V34H164V31ZM174 30H175V32H174ZM203 30V31H202ZM229 30V31H228ZM16 31H17V33H16ZM38 31H40L38 34H36ZM72 32V33H70V32ZM163 31V33H160V32H162ZM167 31H168V33L169 32H171L170 33V36L168 35V33H167ZM200 31H201V35L199 34L200 33ZM48 33V35H47V33ZM52 32V33H51ZM55 32V33H54ZM70 34H69V33ZM155 32H156V35H155ZM203 32V33H202ZM45 33V34H44ZM111 33V32H110ZM160 33V34H159ZM167 33V34H166ZM223 33H224V30H223ZM36 34V35H35ZM59 34V35H58ZM80 34V35H79ZM85 34V35H84ZM142 34V35H141ZM152 34V35H151ZM172 34V35H171ZM199 34V35H198ZM225 34V33H224ZM223 34V35H224ZM236 34V35H235ZM250 34V35H249ZM16 35V36H15ZM35 35V36H34ZM45 35H47V36H45ZM63 35H65V36H63ZM76 35V37H73V36H75ZM82 35V36H81ZM85 37H84V36ZM88 35L90 36H92L93 38H94V36H95V38L96 39H92V37H90V39H88ZM102 35V34H101ZM136 35V34H135ZM141 35V36H140ZM228 35H229V33H226L225 34V38L227 39L228 38ZM247 35H249V37H247ZM14 36V37H13ZM49 36V37H48ZM70 36H71V39H70ZM81 36V37H80ZM115 36V34L114 35H112V37L110 36V38H113ZM134 36V35H133ZM132 36V37H133ZM148 36H150V37H148ZM191 36V37H190ZM209 36V35H208ZM230 36H233V35H230ZM8 37V38H7ZM18 37V38H17ZM34 37L36 38V39H34ZM48 37V40H49V42H48V40L46 39ZM52 39H51V38ZM55 37V38H54ZM57 37V38H56ZM69 37V38H68ZM80 37V38H79ZM117 37H118V39L116 38V37H114L115 39H117V40H115V39H111V41H118L119 43H121L122 44V42H123V40L121 41L120 40V38H119V36L117 35ZM140 37V38H139ZM145 37V38H144ZM147 37H148V39H147ZM191 38V39H189V40H191V41H193L192 43L188 40V38ZM199 37V38H198ZM202 37V38H201ZM40 38V39H39ZM60 38V39H59ZM64 38V39H63ZM68 38V39H67ZM72 38H75V39H73V40H75V42L74 43H76V41H79L77 44H78V46H79V48H76V49H74L75 48V44L74 43H72L73 42V40H72ZM83 38H84V42H83ZM138 38H139V40H138ZM152 40H151V39ZM196 38V39H195ZM201 38V39H200ZM204 38V39H203ZM6 39H7V42L5 43V41H6ZM19 41H18V40ZM32 39H34V41L32 40ZM63 39V40H62ZM82 41H81V40ZM91 39H92V41H96L95 43H97L98 41L100 42H98L97 44H95L94 42H92L91 41ZM103 39H105V40H103ZM141 39V40H140ZM142 39H143V41H142ZM146 39H147V41H146ZM166 39V40H165ZM179 39V40H178ZM200 39V40H199ZM241 39V38H240ZM46 40V41H45ZM62 40V41H61ZM69 40H71L72 42H69L70 44L72 43V45L71 46H69L70 44L68 43V41ZM88 40V41H87ZM168 40V41H167ZM172 40V41H171ZM176 40V41H175ZM229 40H231V38L230 39H228V41ZM34 42L33 44H31V42ZM35 41H37V42H39V43H37L36 42V44H35ZM87 41V42H86ZM102 41V42H101ZM121 41V42H120ZM200 41V42H199ZM11 42V43H10ZM65 42V44H63ZM81 42H83V43H81ZM90 42H92V43H94V45L92 46V47H90L91 46V44H90ZM195 42V43H194ZM19 45V43H20V45L18 46L17 44ZM49 43H51L52 44V46L51 45H48ZM55 43V44H54ZM62 43V44H61ZM68 45H67V44ZM79 43H81V44H79ZM114 43H116V42H114ZM170 43H172V44H170ZM199 43V44H198ZM204 43V42H203ZM230 43H232V40H231V42ZM11 44V45H10ZM41 44V45H40ZM42 44H45V45H42ZM74 44V45H73ZM90 44V45H89ZM197 44V45H196ZM6 45H8V47L6 46ZM53 45H55V46H53ZM62 45H63V47H62ZM97 45V46H96ZM107 45H108V43H107ZM139 45L137 46L136 45V47H139ZM169 45V46H168ZM190 45V46H189ZM193 45H195V47L193 46ZM200 45H202L201 47H200ZM16 48H15V47ZM39 46V47H38ZM41 46V47H40ZM50 46V47H49ZM77 45H76V47H78ZM98 46H100V47H98ZM146 46V47H147ZM155 46V47H154ZM192 46V47H191ZM13 47V48H12ZM21 48V49H19V48ZM27 47V48H26ZM44 47V48H43ZM60 47H62V48H60ZM69 47V48H68ZM81 47V48H80ZM85 47H88V48H86V49H84ZM104 47V48H103ZM135 47V45H134V48H136ZM143 47H145V46H143ZM166 47V48H165ZM172 47V46H171ZM188 47V48H187ZM194 47V48H193ZM6 48V49H5ZM49 48V49H48ZM103 48V49H102ZM122 48V47H121ZM156 48H158L157 50L158 51H156L155 52V50H156ZM168 48V49H167ZM197 48V49H196ZM8 49V50H7ZM24 49H25V51H24ZM38 49V50H37ZM69 49V50H68ZM133 49V48H132ZM143 49V50H144ZM163 49V50H162ZM188 49V50H187ZM21 50H23V52L21 51ZM54 50V51H53ZM94 50V51H95ZM135 50V49H134ZM133 50V51H134ZM151 50H152V52H151ZM161 50V51H160ZM186 50V51H185ZM191 52H193L192 54L190 53V51ZM193 50V51H192ZM14 51V52H13ZM38 53H37V52ZM66 51V52H65ZM132 51V52H133ZM165 51H167V54L166 55H161V54H165ZM186 52V54H185V52ZM24 52H26V53H24ZM31 52H34V53H32V55H30L31 54ZM36 52V53H35ZM40 52V53H39ZM65 52V53H64ZM2 53H5V54H2ZM13 53H14V55H13ZM29 53V54H28ZM44 53V54H43ZM75 53V54H76ZM154 53V54H153ZM182 53H184V55L182 54ZM191 55H190V54ZM17 54V55H16ZM24 54V55H23ZM28 54V55H27ZM42 54V55H41ZM45 54H47L46 55V57H47V59H44V61L42 60L43 58H46L45 57ZM50 54L51 55H55L56 57H59V60L61 59V60H63V57H64V60L63 61H66L65 63H67V65L66 64H64V62L63 61H61L60 63H61V68H57L54 64H53V62L51 61H49V56H50ZM58 54H61L62 55V57H61V55H58ZM64 54H65V56H64ZM152 54H153V57H152V59H151V62H152V66H151V62H149V60H150V58H151V56H152ZM195 54V55H194ZM262 56H264V51H262L261 53H260ZM259 54V56H249V57H243V60L242 61H244L243 62V65H244V67H243V65H239V64H242V61L240 60V58H239V61H241V62H239V61H236V59H235V57L234 56H229V60L231 59L232 60V62L230 63V64H228V65H226L225 64V67L227 68V66H229V68H230V70H229V68H227V69H225V70H223L224 72L227 70L228 71V75L226 74V72H225V75H224V72L222 73L221 72V74H222V76L220 75V74H213L209 79V82L211 83V85H214L213 86V89H217V86L216 85H218V84H220L223 80H226V81H228L229 83L232 81V83H230L231 85H233L234 84V82H235V80H237L236 78H242V77H244V76H246V75H248V76H252L251 77V79H253V80H255V79H259L260 77H264V76H261V75H264V58L263 57H260L261 55ZM5 57H4V56ZM20 55V56H19ZM122 55V54H121ZM156 55H158V57L156 56ZM159 55H161V57L159 56ZM179 55V56H178ZM3 56V57H2ZM15 56V57H14ZM22 56V57H21ZM28 56V57H27ZM35 57L36 59H38V58H41V60L39 59V60H37V61H34L35 60V58L33 59V57ZM135 56H137L138 57V59H137V57H135ZM165 57V58H163V57ZM203 56V57H202ZM206 56V55H205ZM7 57L9 58V60L7 59ZM14 57V58H13ZM25 57V58H24ZM31 57V58H30ZM68 57V58H67ZM250 57H251V59H250ZM259 57H260V59H259ZM126 60V61H124V59ZM130 58H131V61H130ZM136 58V59H135ZM179 58H181V60H180V62H179ZM18 59V60H17ZM70 59H72L71 61H73L72 63H74V64H72V65H74L73 67H75L76 65L78 66H76L77 67V69L76 68H73L72 67V65H70L71 64V62H69V60ZM167 59V58H166ZM238 59V58H237ZM248 59H250V60H248ZM254 59V60H253ZM21 60V61H20ZM31 60V61H30ZM45 60H47V61H45ZM236 61V63H238V64H236V66H235V61ZM253 60V61H252ZM27 61V62H26ZM156 61H158V59L156 60ZM184 61H185V59H184ZM205 61V60H204ZM252 61V62H251ZM5 62H7V63H5ZM8 62H10V64H12V65H9V63ZM25 62V63H24ZM32 62H36L35 64L33 63V65H35L36 66V64L37 63H42L43 62V69L44 68H46L47 70H44V72H42L41 73V71H42V67H38V66H36V68L35 67H33V65H32ZM44 62H45V65H44ZM124 62H126L124 65H123V63ZM128 62H130V64L128 63ZM149 62V63H148ZM155 64H154V63ZM162 62H163V60H162ZM28 63V64H27ZM70 63V64H69ZM78 63V64H77ZM145 63H147L146 65H145ZM251 63V64H250ZM16 64V65H15ZM49 64V65H48ZM127 64V65H126ZM136 64V65H135ZM137 64H138V68H135V67H137ZM142 64H144L143 66L145 67H143L142 66ZM148 64H149V66H150V68H151V70H150V68H148L149 66H148ZM5 67H4V66ZM17 65H18V67H17ZM68 65H69V68L70 69H68ZM141 65V66H140ZM153 65L155 66V67H153ZM239 65V66H238ZM252 65H254V66H252ZM15 66V67H14ZM49 66H51V70H53V71H51L53 74H52V76H51V74H50V67ZM66 66H67V68H66ZM121 66H125L126 68L125 69H123V67H121ZM128 66H129V69H128ZM132 66H133V68H132ZM140 66V67H139ZM240 66H241V68H240ZM252 66V67H251ZM12 67V68H11ZM14 67V68H13ZM53 67V68H52ZM237 67V68H236ZM239 67V68H238ZM31 68L33 69V70H31ZM41 68V69H40ZM71 68H73V69H71ZM120 68H121V70H120ZM142 68L143 69V72H140V73H137V71L139 70V71H141L140 69ZM156 68V69H155ZM174 68H178V67H175L174 66ZM243 68V69H242ZM252 68V69H254L253 71H252V69L250 70V69ZM14 69H16V70H14ZM18 69V70H17ZM35 69H38V70H35ZM55 69V70H54ZM65 69V70H64ZM75 69V70H74ZM239 71H238V70ZM249 69V70H248ZM259 69V70H258ZM261 69V70H260ZM12 70V71H11ZM35 70V71H34ZM69 70H70V72L72 73V71L71 70H73V72L76 74H74V73H72V74H68L69 73ZM123 70H125V72H123ZM128 70H129V72H128ZM241 70H243L242 72H240ZM244 70H246V71H244ZM37 71H40V72H37ZM55 71V72H54ZM76 71H77V73H76ZM135 71V72H134ZM138 71V72H139ZM150 71V72H149ZM231 71V72H230ZM32 72H36V74H34V73H32ZM45 72H47V74H45ZM123 72V73H122ZM127 72L129 73L128 75L129 76H126V78H128V79H125V78H123L121 75H123V76H125V75H127ZM168 72H169V74H168ZM250 72V73H249ZM3 73V74H2ZM31 73V74H30ZM38 73L42 76L43 75V78L44 79H47L46 80V82H48L47 84H50V86L51 87H49L48 89L46 88V82H44V81H41V82H44V83H41V82H39L38 81V83L37 84H39L40 83V85H38L37 86V84L36 83H34V81L36 82V80H38ZM56 73V74H55ZM84 73V72H83ZM107 73H109V74H107ZM116 73V74H115ZM131 73H133L134 75H132ZM159 73V74H158ZM235 73V74H234ZM252 73H253V75H252ZM15 74V75H14ZM31 76H30V75ZM94 74H97V76H95V78H94V76H92V75H94ZM102 74V75H101ZM108 76H107V75ZM154 74H155V76H154ZM246 74V75H245ZM255 74V75H254ZM256 74H258V75H256ZM33 75H36V78L37 79H35L34 78V76ZM68 75V76H67ZM78 75L80 76H82V80H83V82L81 83L80 82V80H81V77H78ZM117 75V77L118 78H115V76ZM158 75H160L159 77H158ZM164 75V76H163ZM168 77H167V76ZM218 75V76H217ZM227 75V76H226ZM230 75V76H229ZM234 75H236V77L234 76ZM9 76V77H8ZM72 76H74V77H72ZM75 76L77 77L76 79H75ZM157 76V77H156ZM163 76V78H161ZM223 78H221V77ZM224 76V77H223ZM5 77V78H4ZM10 77H11V79H10ZM31 77L32 78H34L35 80H33V79H31ZM47 77V78H46ZM64 77L67 79H64ZM69 77V78H68ZM98 77V78H97ZM100 77V78H99ZM102 77V78H101ZM119 77H122L124 80H123V82L124 83H122V85L119 83ZM130 77V78H129ZM133 77H137L138 79H136L135 80V78H133ZM226 77V78H225ZM228 77H229V79H230V81H229V79H228ZM4 80H3V79ZM9 78V79H8ZM51 78V79H50ZM71 78V79H70ZM78 78H80V79H78ZM239 78V79H240ZM27 79H28V81H27ZM77 79H78V81H79V84H77L78 82H74V80H76L77 81ZM84 79H86L87 81H85ZM95 79V80H94ZM117 79V80H116ZM212 79V80H211ZM218 79V80H217ZM219 79H220V81H219ZM263 79V78H262ZM5 80H7V82L5 81ZM31 80H33V82H31ZM81 80V81H82ZM92 80V81H91ZM94 80V81H93ZM134 80V81H133ZM138 80V81H137ZM169 80V81H168ZM51 81H53V83H54V86H53V83H51ZM70 81V82H69ZM89 81V82H88ZM96 81V82H95ZM108 81V82H107ZM136 81V82H135ZM161 81H159V82H161ZM166 81V82H165ZM172 82V84H171V82ZM176 81V82H175ZM28 84H30V82L34 85H32V84H30V85H28ZM85 82H87L89 85H87V87H86V83ZM106 82V83H105ZM171 84V85H168L169 83ZM60 83V84H59ZM72 84V85H69V84ZM73 83H74V85H73ZM77 85H76V84ZM110 83V85L111 86H109L108 84ZM114 83V84H113ZM136 83L138 84V85H140L139 87H138V85H136ZM168 83V84H167ZM175 83V84H174ZM179 83V84H178ZM218 83V84H217ZM43 84H45V86L43 85ZM56 84V85H55ZM65 84V85H64ZM68 84V85H67ZM81 84H85V86L83 85V87H82V89L80 88L79 90H80V93H81V100H83L84 101V97H85V99L86 98H88L89 96H92L93 94H95V95H93V97H89L87 100H85V101H87V104H85V103H82L83 101H81L80 100V105L79 104H77V105H79V107H77V106H74L75 104H73L74 103V101H73V99H72V97H73V92H72V90L75 88L74 86H78V88H79V85H81ZM105 84L108 86V88L109 87H112V84H113V86L114 87H112V90H110V88H109V91H107L108 90V88H107V86H105ZM116 84H118L117 86H116ZM125 84V85H124ZM134 84H135V86H134ZM161 84V83H160ZM164 84H167L166 86L164 85ZM181 84V86H179ZM5 85V86H4ZM7 85V86H6ZM10 85V86H9ZM28 85V86H27ZM43 85V86H42ZM163 85H164V87H163ZM177 85V86H176ZM3 86H4V88H3ZM57 86H59V87H56ZM61 86V87H60ZM89 86V87H88ZM104 86H105V88H104ZM29 87V88H28ZM33 87H35V88H33ZM40 87H43V88H40ZM45 87V88H44ZM53 87V91H51L50 89ZM84 87H86V88H84ZM135 88V90L133 89V88ZM138 87V88H137ZM168 87H169V89H168ZM174 87V88H173ZM33 89V91H35V92H37V93H35V92H32L31 90ZM64 90H63V89ZM70 88V89H69ZM177 88H178V90H177ZM182 88H183V86H182ZM31 89V90H30ZM67 89L69 90V92L67 91ZM72 89V90H71ZM84 89V90H83ZM107 89V90H106ZM137 89H138V91H137ZM24 90V91H23ZM29 91V92H27V91ZM38 90V91H37ZM47 90H49V91H47ZM66 90V91H65ZM78 90V91H79ZM139 90H140V92H139ZM165 90V91H164ZM169 90V91H168ZM171 90L173 91L174 90V92H171ZM26 91V92H25ZM31 91V92H30ZM40 91V92H39ZM83 91V92H82ZM106 91V92H105ZM178 91V92H177ZM23 92V93H22ZM58 92V93H57ZM62 93V95H60L61 93ZM96 92V93H95ZM167 92H171V93H167ZM176 92V93H175ZM22 93V94H21ZM33 93H34V95H33ZM47 93V94H46ZM49 93H50V95H53V97H54V99H56V97H57V99L53 102V99H52V96H50L49 95ZM52 93V94H51ZM66 93L68 94V95H66ZM91 93H92V95H91ZM98 93V94H97ZM134 95H133V94ZM166 93H167V97H166ZM174 93V94H173ZM261 93V94H260ZM6 96H5V95ZM29 94H31V95H29ZM65 94V96H63ZM83 94V95H82ZM132 94V95H131ZM164 94V95H163ZM171 94H173V96L171 95ZM4 95V96H3ZM19 95H21V96H19ZM43 95V96H42ZM57 95V96H56ZM72 95V96H71ZM97 95V96H96ZM130 95L131 96H136V98L134 99L133 97V100H131L132 98L130 97ZM169 95V96H168ZM259 95H261V97H259ZM264 95V94H263ZM35 96V97H34ZM69 96V97H68ZM88 96V97H87ZM26 97V98H25ZM34 97V98H33ZM40 98V100H39V98ZM43 97H45V98H43ZM71 97V98H70ZM119 97V98H118ZM154 97V98H153ZM19 98V99H18ZM22 98V99H21ZM42 98V99H41ZM47 98V99H46ZM50 98V99H49ZM102 100H101V99ZM128 98H129V100H128ZM131 98V99H130ZM139 98H141V96L139 97ZM160 98H161V100H160ZM64 99V100H63ZM67 99L69 100V103H68V101H67ZM107 99V100H106ZM122 99H123V101H122ZM125 99V100H124ZM128 101H130V104H132V106L129 108L128 106H127V104L126 103H128L127 102V100ZM149 99V100H148ZM2 100H3V102H4V100H5V102L7 103H5L4 102V104H3V102H2ZM34 100H37L39 103H36V101H34ZM50 100V101H49ZM58 100V101H57ZM100 100V101H99ZM115 100V101H114ZM157 100H159V102L157 101ZM261 100V103H258L259 101ZM18 101V102H17ZM30 101H32V102H30ZM43 101V102H42ZM46 101V103L44 104V102ZM61 101V102H60ZM62 101L64 102V103H62ZM71 101H72V103H71ZM120 101V102H119ZM157 101V102H156ZM262 101H263V104H262ZM21 102H22V104H21ZM30 102V103H29ZM49 102V103H48ZM55 102L56 103H58V104H55ZM106 102L104 103V105L106 104ZM151 102V103H150ZM182 102V103H181ZM181 102H178V103H181V104H178V103H176V104H178V106L177 105H174V106H177V107H182L183 108V111L185 110V109H187L186 107H187V105H186V103L182 100ZM187 103H188V101H186ZM207 102L209 103V104H211V100L210 99H208L207 100ZM10 103H11V106H10ZM24 103V104H23ZM26 103V104H25ZM41 103H43V107H40V105H42ZM60 103V104H59ZM116 103H117V108L115 107V105H116ZM124 105H123V104ZM3 104V105H2ZM5 104H6V107H5ZM28 104V105H27ZM32 104V105H31ZM36 104H38V105H36ZM49 104V105H48ZM55 104V105H54ZM64 104V105H63ZM67 104V105H66ZM71 104H73V106H71ZM122 104V105H121ZM129 104V103H128ZM129 104V105H130ZM168 104H166L165 106H167ZM182 104H184V105H182ZM257 104L260 106V110L258 109L259 107L257 106ZM37 107H36V106ZM90 105H91V103H90ZM182 105V106H181ZM252 105V106H251ZM253 105H255V106H253ZM262 105V106H261ZM31 107V108H29V107ZM35 106V107H34ZM45 106L46 107H48V108H45ZM51 106L53 107V108H51ZM61 108H60V107ZM65 106V107H64ZM84 106V107H83ZM124 106V107H123ZM233 106V107H232ZM257 106V107H256ZM11 109H10V108ZM40 107V108H39ZM59 107V108H58ZM64 107V108H63ZM76 108V110L78 109L80 112L81 111H83V113L81 112V114L80 113H78L79 111L77 110H74L75 111V113H78V115H79V117H78V115H74V113H71V112H73V111H71V109L72 108ZM82 107V108H81ZM128 107V108H127ZM228 107H232V108H228ZM253 107V108H252ZM255 107V108H254ZM3 108V109H2ZM86 109L87 111H86V113L84 112L85 110L84 109ZM124 108V109H123ZM129 109V111L130 112H128V110L127 109ZM131 108H132V111H131ZM210 108H211V106H210ZM251 108V109H250ZM10 109V110H9ZM32 109H34V110H32ZM44 109V110H43ZM48 110V111H46V110ZM53 109H54V111H53ZM56 109H57V111H59V113H60V115L62 116H60V117H55L56 119H58L59 121H61V120H63L61 123L59 122V124H56L55 122H57L56 121V119H54V117L51 115V111H53V113L54 112H57L56 111ZM68 109V110H67ZM80 109H82V110H80ZM133 109H134V112H133ZM212 110H214V108L212 107L211 108ZM9 110V111H8ZM27 110H30V111H28L27 112ZM32 110V111H31ZM51 110V111H50ZM73 110V109H72ZM126 112L127 111V114H125V113H123L124 111ZM225 110V109H224ZM237 110V111H236ZM14 111V112H13ZM39 111V112H38ZM44 111V112H43ZM71 111V112H70ZM122 111V112H121ZM234 111H236V113L234 112ZM255 111H257V113H255L254 114V112ZM14 114H13V113ZM66 112V113H65ZM69 112V113H68ZM220 112V113H219ZM260 112V113H259ZM33 113V114H32ZM61 113H64L63 115L61 114ZM216 114H217V116H219V118L221 119V115L224 113L223 112V110H217L216 112H215ZM219 113V114H218ZM262 113V114H261ZM8 114V115H7ZM40 116H39V115ZM45 114V115H44ZM69 114L71 115V116H69ZM73 114V115H72ZM103 114V113H102ZM105 115H107L106 113H104ZM115 114H116V116H115ZM123 114H125V115H123ZM258 114H260V115H258ZM1 115H3V116H1ZM26 115V116H25ZM36 115V116H35ZM66 115V116H65ZM84 115V116H85ZM107 115V116H108ZM114 115V116H113ZM126 115H128V117L131 115L132 117H129L130 119L129 120H127V118H126ZM150 115V114H149ZM225 115V114H224ZM223 115V116H224ZM230 115H231V117H230ZM234 115V116H233ZM236 115V116H235ZM256 115V116H255ZM5 116V117H4ZM7 116V117H6ZM15 116V117H14ZM38 116H39V118H38ZM46 116V117H45ZM89 116V115H88ZM87 116V117H88ZM124 116V118H126V121H123V117ZM226 116V115H225ZM233 116V117H232ZM2 117V118H1ZM4 117V118H3ZM10 117V118H9ZM44 117V118H43ZM53 117V118H52ZM65 117V118H64ZM74 117V118H73ZM75 117H76V119H75ZM78 117V118H77ZM86 117V116H85ZM117 117V118H116ZM156 117V116H155ZM238 117V118H237ZM260 117V118H259ZM7 118V119H6ZM11 118L13 119V120H11ZM31 118V119H30ZM37 118H38V120L40 119V121L38 122V120H37ZM47 118V119H46ZM61 120H60V119ZM73 118V119H72ZM88 118H90V117H88ZM157 118V121H159L158 120V116L156 117ZM156 118H154V120L156 119ZM227 118H225L224 117V119H223V117H222V120H227ZM231 118V119H230ZM256 118H258V119H256ZM5 119V120H4ZM11 120V121H9V122H11V123H9L7 120ZM25 119V120H24ZM30 119V120H29ZM46 120V121H44V120ZM68 119V120H67ZM85 119H87V118H85ZM84 119V120H85ZM91 119V118H90ZM133 119V118H132ZM183 119V121L181 122V120ZM254 119V120H253ZM4 120V121H3ZM41 120H43V121H41ZM83 120V121H84ZM122 120V121H121ZM125 120V119H124ZM131 120V121H130ZM237 120V121H236ZM17 122V123H14V122ZM36 122L38 125H39V123L41 122V129H39V132H37L38 131V128H37V126L38 125H36V123H34V122ZM53 121H55V122H53ZM82 121V122H83ZM87 122H90L91 123V120L89 121V120H86ZM128 121V122H127ZM130 121V122H129ZM231 121H233V122H231ZM236 121V122H235ZM250 121H252V122H250ZM254 121V122H253ZM1 122H2V124H1ZM48 124H47V123ZM74 124V126H72V124ZM127 122V123H126ZM174 122H177V123H174ZM185 122V123H184ZM22 124V125H20L19 126V124ZM26 123V124H25ZM28 123V124H27ZM30 123V124H29ZM32 123H33V125H32ZM76 123V124H75ZM248 123V124H247ZM251 123V124H250ZM10 124H13V125H10ZM23 124H25V126H23ZM36 126H35V125ZM50 124V125H49ZM54 124H56V127H55V125ZM61 124L62 125H64V126H62L63 127V129H62V127L60 128V126H61ZM67 124V125H66ZM85 125V126H83V125ZM88 124V125H87ZM126 124V125H125ZM130 124V125H129ZM250 124V125H249ZM254 124V125H253ZM2 125V126H1ZM5 125V126H6ZM49 125V126H48ZM59 125V126H58ZM66 125V126H65ZM79 125V126H78ZM82 125V126H81ZM150 125H155L154 123H152V124H150ZM232 125H234V127L232 126ZM251 125H253V126H251ZM23 126V128L25 129H27L28 128V130L30 129V131H26L25 132V134H24V132H23V128H21ZM36 128H35V127ZM40 126V125H39ZM44 126V127H43ZM51 126V127H50ZM55 127V129H57V126L59 127L58 129L59 130H62L61 131V133H62V135H60L59 136V134H60V132L58 133V134H55V135H53L54 133V127ZM167 126V125H166ZM186 126V125H185ZM6 127V128H7ZM19 127V128H18ZM50 127V128H49ZM81 127V128H80ZM131 127H132V125H131ZM155 127V128H156ZM172 127H176V130L174 129V128H172ZM245 127H246V129H245ZM12 128H14V129H12ZM68 128V129H67ZM75 128H77V129H75ZM157 128V129H158ZM171 128L173 129V130H171ZM178 128V129H177ZM186 128V129H185ZM262 128V129H261ZM22 129V130H21ZM35 129V130H34ZM75 129V130H74ZM128 129V130H127ZM164 129V130H165ZM180 129H182V131L180 130ZM236 129V130H235ZM52 130H54V131H52ZM70 130V131H69ZM75 132H74V131ZM79 131V133L77 132V131ZM129 130H130V132H133L134 131V135L132 134L131 135V133L129 132ZM133 130V131H132ZM175 130V131H174ZM187 130H189V131H187ZM235 130V131H234ZM248 130V131H247ZM23 132V134L24 135H19L20 133H22ZM52 131V135L51 136H49V134H50V132ZM175 133H174V132ZM250 131V132H249ZM10 132V133H9ZM11 132H12V135H11V137L9 136L10 134H11ZM16 132V133H15ZM20 132V133H19ZM29 132V133H28ZM34 132V133H33ZM41 133V135L40 134H37V133ZM171 132V133H170ZM183 132L186 134V135H182L183 134ZM188 132H189V135H188ZM17 133H19V134H17ZM76 133V134H75ZM244 133V134H243ZM32 134V135H31ZM76 136H75V135ZM79 134V135H78ZM80 134L82 135V137L80 136ZM86 136H85V135ZM118 134H119V136H118ZM177 134H179V135H177ZM241 134H243V135H241ZM16 135H19V136H17L16 137ZM25 135H28V137H29V140H28V138L26 139V142L25 143H27L26 145H24L22 142H20V139L19 138H21L22 136H25ZM30 135V136H29ZM36 135H38V137L36 136ZM42 135H43V137H42ZM65 135H68V133H66ZM155 135V136H154ZM175 135V136H174ZM188 135V136H187ZM191 135H193V137L191 136ZM259 135V136H258ZM3 136H4V139L5 140H3ZM12 136H13V138H12ZM33 136V137H32ZM39 136H40V138H39ZM141 136V137H140ZM174 136V137H173ZM179 136V137H178ZM182 136V137H181ZM15 137V138H14ZM32 137V138H31ZM35 137H37V138H39L38 140H37V138H35ZM41 137H42V139H43V141H45V142H42V141H40L41 140ZM77 137V138H76ZM169 137H171V138H169ZM177 137V138H176ZM187 138V139H189V140H185V138ZM202 137H204V138H202ZM207 137H208V139L210 140V141H208V139H207ZM236 137V138H235ZM238 137V138H237ZM8 138H10V140L8 139ZM17 138V139H16ZM36 140H35V139ZM57 138V139H56ZM58 138H60V139H58ZM156 138L158 139L157 141H156ZM160 138H163V141H160V140H162V139H160ZM184 138V140L185 141H190V143L192 144V145H194V147H195V149L192 147L191 148V144L189 145L188 144V142H185L184 140V142L185 143H183V141L180 143L181 145H183V146H181V149L180 150H178V153H177V147H178V144H179V142L178 141H181L182 139ZM195 139V142L196 141H198V142H194V140L193 139ZM240 138V139H239ZM262 140H261V139ZM12 139H14V140H16V141H18L17 143H11V141L13 142L14 140H12ZM52 139V140H51ZM83 139V140H82ZM145 139L143 140V142L145 141ZM179 139H181V140H179ZM190 139H192V140H190ZM51 140V141H50ZM59 140V141H58ZM202 140L203 141H206V143H204V144H202V146L199 148L198 146H200L201 145V143H202ZM29 143H28V142ZM37 141V142H36ZM50 141V142H49ZM178 142V144H175V143H177ZM194 143H192V142ZM239 141V142H238ZM263 141V142H262ZM4 142H5V145H3L4 144ZM156 142H158L159 144H163L164 146H162V144L160 145V148L159 149H157L158 147H157V143ZM166 144H165V143ZM168 142V143H167ZM213 142V143H212ZM238 142V143H237ZM33 143H34V145H33ZM36 143V144H35ZM38 143V144H37ZM39 143H41L40 145H39ZM55 143V144H54ZM146 143H147V141H146ZM187 143V145H189L188 147H185V145L184 144H186ZM210 143H212V145L210 144ZM239 143H241V145L239 146V147H242V145H243V147L242 148H239L238 147V145H239ZM2 144V145H1ZM9 144V145H8ZM10 144H12V147H9V146H11ZM17 145V146H15V147H17L16 149H15V147H14V145ZM23 144V145H22ZM44 144V145H43ZM46 144V145H45ZM75 144V145H76ZM79 144V143H78ZM179 144V145H180ZM195 144H200V145H198V146H196ZM206 144H208V145H206ZM236 144V145H235ZM31 145H32V147L33 148H35V149H37L36 150V152L38 151V148L40 147L42 150H41V154H39V153H37V154H39V155H35V149H33L32 147H31ZM49 145V146H48ZM54 145V146H53ZM81 145H76L75 146V151L76 150H78L75 154H78L79 156H86L85 155V153H83L82 152V154L83 155H81V153H79V152H81V150H79V146H81ZM141 145H142V147L144 148L143 150L141 149L142 147H141ZM186 145V146H187ZM23 148H22V147ZM28 146V147H27ZM29 146H30V148H29ZM38 146V147H37ZM52 146H53V148H52ZM63 146V145H62ZM140 146V147H139ZM152 147L151 149H153L154 150V148L155 147ZM162 146V147H161ZM235 146H237V147H235ZM246 146V147H245ZM45 147H46V149H45ZM139 147V148H138ZM169 147V148H168ZM170 147H172V148H170ZM177 148V149H174V148ZM183 147H185L186 149H184ZM215 147H216V149H215ZM232 147V148H231ZM245 147V148H244ZM257 147V148H256ZM6 148V149H5ZM26 148V149H25ZM39 148V149H40ZM49 148V149H48ZM52 148V149H51ZM55 149V151H57L58 149ZM137 148H138V151H139V149H141V152L139 151V153L140 154H138V156H136L137 155V153H135V151H137ZM218 148H220V149H218ZM254 148L256 149V150H254ZM28 149V153L26 152V150ZM45 149V150H44ZM134 149H135V151H134ZM164 149H161L159 152H163L164 151ZM170 149V150H169ZM222 149H223V152H222ZM254 151H253V150ZM25 150V151H24ZM31 150V151H30ZM48 150V151H47ZM51 150V151H50ZM120 150V151H119ZM175 150V151H174ZM240 150V151H239ZM252 150V151H251ZM24 151V152H23ZM30 151V152H29ZM33 151V152H32ZM43 151V152H42ZM44 151H46V152H44ZM119 151V152H118ZM122 151L124 152V154L122 153ZM134 151V152H133ZM210 151L212 152V154H210ZM2 152H4V153H2ZM25 152H26V154H25ZM32 152V153H31ZM40 152V151H39ZM51 152V153H50ZM176 152V153H175ZM233 152H234V154H233ZM236 152V153H235ZM238 152V153H237ZM24 153V154H23ZM31 153V154H30ZM42 153H43V156H41L42 155ZM46 153H47V155H46ZM104 153V152H103ZM133 153V154H132ZM192 153H194L193 155H192ZM207 153H208V155H207ZM126 154V159H124L125 158V155ZM191 154V155H190ZM196 154V155H195ZM226 154L227 156H225V158L223 157L224 155ZM28 155V156H27ZM32 155H34V156H32ZM48 156V157H46V156ZM52 155V156H51ZM170 155H168L167 157H169V158H167L166 156V159L167 160H169L170 162H168V164L170 165V163H171V161H172V159H173V157L171 158L170 157ZM185 155L188 157H185ZM223 155V156H222ZM27 157V160L25 159L26 157ZM37 156V157H36ZM45 156V158L46 159H50L49 161H51L53 158V160H52V162H49L48 161V163H46V165L44 164L43 165V163L41 162L42 160H43V158L42 157H44ZM75 156H77V155H75ZM101 156V157H100ZM123 156V157H122ZM141 157V159H142V161L143 162H141V159H140V157ZM24 157V158H23ZM28 157H30V158H28ZM32 157H35V159L34 158H32ZM51 157V158H50ZM214 157V158H213ZM237 157V158H236ZM36 158H37V160L38 161H34V160H36ZM40 158H42L41 160H40ZM44 158V159H45ZM78 158V157H77ZM81 158V157H80ZM163 158V160H164V157H161V159ZM180 158V157H179ZM228 158V159H227ZM241 160H239V159ZM29 159V160H28ZM79 159V158H78ZM159 160V161H161V162H158L157 161V164H155V161H153L152 162V160L150 161L152 164L150 165L149 163L147 164L148 165V167L150 168V172H152V173H150V175L152 174V175H154V172L153 171H157V172H155V174L157 175V173H158V175L156 176V178H158L157 180H156V178L155 177H153L152 176V178L153 179H155V181H157V182H159V183H163V186H165L166 188H168V189H170V187H172L171 189H175L176 188V186H177V184H183V180H182V176L181 175H183V171H184V173H185V171L186 172H188V167L189 166H187V168H186V162H183V160H181L183 163L181 164V165H179V166H174L173 165V162H172V164L170 165L171 167H168L169 165L168 164H166L167 163V160ZM214 159V160H213ZM222 159H224L223 161H225V163L223 162V164H221L222 162ZM246 159V160H245ZM57 160V161H56ZM81 160H83V159H81ZM105 160V158L103 159V157H102V155H100V153L99 154H97V155H95L94 157H93V163L95 162L96 163V168H97V170H96V172L98 171V172H100L99 174H100V176H106L107 175V170L106 169H108L109 167H107V165L110 163V165H112L111 164V162L109 161V162H106V161H104ZM126 160V161H125ZM217 160V161H216ZM227 160V161H226ZM28 161V162H27ZM44 161V160H43ZM47 161V160H46ZM56 161V162H55ZM141 163H140V162ZM215 161V162H214ZM250 161V162H249ZM23 164V167H22V164ZM37 162H41L42 164L41 165H43L42 167H41V165H40V163H37ZM83 162V161H82ZM106 162V163H105ZM123 162V163H122ZM127 164H126V163ZM163 162V163H162ZM246 162V163H245ZM54 164V166H56V168L54 169V166H53V164ZM94 163V164H95ZM108 163V164H107ZM122 163V164H121ZM125 163V164H124ZM154 163V164H153ZM210 163H211V165H210ZM229 164L228 165V167H226L227 165L226 164ZM230 163H231V165H230ZM26 164V165H25ZM37 164H39V165H37ZM139 166H138V165ZM186 164V165H185ZM249 164H251L250 166H249ZM28 165H29V167H28ZM31 165V166H30ZM48 165V166H47ZM82 165H84V164H82ZM99 165V166H98ZM117 165V164H116ZM124 165H125V167H124ZM158 165V166H157ZM160 165V166H159ZM166 165V166H165ZM185 165V166H184ZM210 165V166H209ZM248 165V166H247ZM253 165V166H252ZM45 166H47V168L45 167ZM50 166H53V167H50ZM113 166H115V165H112V167ZM183 166L186 168H183ZM201 166V167H200ZM216 166V167H215ZM221 166H222V169H221ZM24 167H26V169L28 170H26ZM50 167V168H49ZM83 167V166H82ZM111 167V166H110ZM135 168V170H134V172H135V174L134 173H132L133 172V168ZM153 167V168H152ZM178 170V172H180V174L179 175H177L178 174V172H177V170L175 169V168ZM206 167V168H205ZM212 167V168H211ZM225 167V168H224ZM232 167H233V170H232ZM31 168V169H30ZM132 168V169H131ZM139 168H144L143 166L142 167H139ZM161 168V169H160ZM204 168V169H203ZM215 168H217V169H215ZM227 168V170H225ZM240 168H239V170H240ZM247 168V169H246ZM263 168V167H262ZM262 168H260L259 167V169H261L260 170V172H264V168L262 169ZM47 169V171L48 170H50V171H48V172H51L52 174L53 173H55L56 171L55 170H57V173H56V175L55 174H53V175H49V173L46 171V174H44L45 173V170ZM54 169V170H53ZM85 169V170H84ZM155 169V170H154ZM158 169V170H157ZM185 169V170H184ZM249 169V170H248ZM256 169V168H255ZM23 170V171H22ZM80 170V169H79ZM79 170H77L79 173H75V175L76 174H78V177L79 176H85V174L88 172H85L86 171V167L84 166V168H83V170H82V168H81V170L79 171ZM116 170V171H117ZM162 170V171H161ZM175 170V171H174ZM205 170V171H204ZM213 170L215 171V172H213ZM216 170H218V171H216ZM219 170H223V171H225V172H227V176H225L226 178H227V180H229V178L230 177H232L229 181H227L225 178H221L220 179V175L218 174V173H221ZM76 171V172H77ZM140 172H141V170H139ZM171 171V172H170ZM230 171V172H229ZM33 172H35V173H33ZM83 172H85V173H83ZM118 172V171H117ZM168 172V173H167ZM177 172V173H176ZM218 172V173H217ZM26 173H28L29 175H27ZM80 173H82V175L80 174ZM132 173V175H130ZM163 173V174H162ZM164 173H165V175H164ZM170 173V174H169ZM174 173H176V174H174ZM203 173H204V175H203ZM212 173V174H211ZM216 173V174H215ZM22 174V175H21ZM32 174V175H31ZM88 175H89V173H87ZM86 174V175H87ZM127 174L128 176H130L131 177V179H130V177L128 178L127 177V175H126V177H125V175ZM233 174V175H232ZM24 175V176H23ZM149 175V176H150ZM164 175V176H163ZM177 175V176H176ZM185 175H187V174H185ZM210 175V176H209ZM26 176V177H25ZM39 176H42V179H43V183L42 184H39V183H41L42 182V180H41V177H39ZM50 176H52V178L54 179H52L53 181L51 182V184H53V186L50 184V182H48V180H49V177ZM99 176V175H98ZM138 176V175H137ZM165 176H167V177H165ZM170 177V179H169V177ZM204 176V177H203ZM29 177H30V179H29ZM45 177V178H44ZM103 177H101V178H103ZM181 177V178H180ZM212 177H214V178H212ZM260 177H261V175H260ZM264 177V176H263ZM263 177H261L262 179H263ZM60 178V179H59ZM105 178V177H104ZM151 178V176L150 177H148V179H149V181L151 182V180L152 179H150ZM159 178H160V180H159ZM162 178H163V181L161 182V180H162ZM179 178H180V180H181V182H180V180H179ZM216 178V179H215ZM27 179V180H26ZM33 179H34V181H33ZM36 179H37V181H40L41 180V182H37L36 181ZM56 179H58V180H56ZM166 179V180H165ZM168 179V180H167ZM200 179V180H199ZM222 180V181H220V180ZM232 179H234V180H232ZM26 180V181H25ZM59 180H61V182L59 181ZM137 180V179H136ZM159 180V181H158ZM216 181L215 183H214V181ZM218 180V181H217ZM264 180V179H263ZM167 181H169V182H167ZM233 181H235V182H233ZM35 182V183H34ZM44 182H45V184H44ZM153 183H154V181H152ZM151 182V183H152ZM156 182V183H157ZM217 182L219 183V184H217ZM224 184V185H221L222 183ZM225 182L227 183V184H225ZM233 182V183H232ZM262 182V181H261ZM34 183V184H33ZM60 183V185H61V188H60V185L58 186L57 184H59ZM133 185H132V184ZM172 183V184H171ZM177 183V184H176ZM204 183V184H203ZM221 183V184H220ZM62 184H64V183H62ZM189 184H191L190 186H192V187H195V191H193L192 190V187H189ZM22 185V184H21ZM31 185V186H30ZM45 185V186H44ZM49 185V187H51V188H49V187H47ZM51 185V186H50ZM89 185V186H88ZM170 187H169V186ZM216 185V186H215ZM218 185V186H217ZM220 185V186H219ZM225 185H226V188H225ZM36 186V187H35ZM44 186V187H43ZM130 186V188H128ZM196 186H197V188H196ZM199 186V187H200ZM222 186V187H221ZM38 187V188H37ZM43 187V188H42ZM54 189H53V188ZM175 187V188H174ZM34 188V189H33ZM46 188L47 189H49V191L51 190V191H56V192H54L52 195L50 194L51 193V191L49 192L48 190V192L46 193ZM58 188H60V189H58ZM64 188V189H63ZM122 188V189H121ZM185 188H188V189H185ZM43 189V190H42ZM219 189V190H218ZM226 189V190H225ZM25 190V191H26ZM211 190H213V191H211ZM259 190V189H258ZM59 191H60V194H59ZM67 191V192H66ZM70 192V193H69ZM127 192H126V194H127ZM189 192V193H188ZM192 192V193H191ZM193 192H194V194H193ZM226 192V193H225ZM258 192H260V191H258ZM58 193V194H57ZM69 193V195H67ZM198 193V192H197ZM214 193L216 194V195H214ZM224 193V194H223ZM46 194V195H45ZM223 194V195H222ZM199 195V196H198ZM51 196V197H50ZM58 196H59V198H58ZM61 196V197H60ZM64 196V197H63ZM89 196V198H87ZM215 196V197H214ZM222 196V197H221ZM224 196V197H223ZM226 196V197H225ZM66 197H69V198H66ZM71 197V198H70ZM93 197V198H92ZM195 197H196V199H195ZM198 197H199V199H198ZM63 198H65L64 200H62L61 201V199H63ZM73 198V199H72ZM80 198V199H79ZM90 198H91V201H90ZM157 196L155 197H149L148 199H145L144 201L142 200V201H140V203H139V207H140V209L141 210H143V206L142 205H144V203H147L146 205H145V208H146V206L147 207H149V208H153L152 206H154V207H156V206H158L157 205V202H158V200H157ZM201 198V199H200ZM227 198V199H226ZM230 198V199H229ZM57 199V200H56ZM78 199H79V201H78ZM93 199V200H92ZM188 199H191V200H188ZM80 200H83V201H80ZM97 202H96V201ZM157 200V201H156ZM200 200V201H199ZM215 200V201H214ZM220 202H218V201ZM40 201V202H39ZM60 201V202H59ZM66 201V202H65ZM211 201H214V202H211ZM91 204L92 203V205H96L95 207L93 206H91V205H88L89 203ZM184 202V203H183ZM192 202H193V206H192ZM199 202V203H198ZM203 202V203H202ZM206 202L210 205H207L206 204ZM216 202V203H215ZM217 202H218V204H217ZM83 203H85V204H83ZM189 203V204H188ZM197 203H198V205H197ZM200 203H202V204H200ZM213 203H214V205H213ZM227 203V204H226ZM230 203V204H229ZM45 205V207H44V205ZM82 204V205H81ZM87 204V205H86ZM205 204V205H204ZM217 204V205H216ZM84 205V206H83ZM141 205V206H140ZM185 207H184V206ZM202 205V206H201ZM212 205H213V207H212ZM221 205V206H220ZM0 206H1V201H0ZM50 206H52V207H50ZM188 206V207H187ZM204 206H207V207H204ZM209 206V207H208ZM214 206H215V208H214ZM218 206V207H217ZM226 206H228V207H226ZM87 207V208H86ZM182 209H181V208ZM200 207V208H199ZM50 208V209H49ZM52 208L55 210H53L52 211ZM176 207H174L173 208V210L175 211V209H177ZM186 210H185V209ZM190 208H191V210H190ZM193 208V209H192ZM206 208V209H205ZM45 209H46V211H48V212H45ZM48 209V210H47ZM58 209V210H57ZM89 209H92V210H90V212H86V211H89ZM100 209H101V207H100ZM195 209V210H194ZM230 209V210H229ZM102 210V209H101ZM189 210L191 211L190 213H189V215H188V212H189ZM222 210V211H221ZM51 212V214H49L50 212ZM61 211H63V212H61ZM83 211H84V213H83ZM177 211V210H176ZM175 211V212H176ZM183 211V212H182ZM186 211H187V213H186ZM193 211V212H192ZM185 212V213H184ZM219 212V213H218ZM7 213V212H6ZM5 213V214H6ZM57 213V214H56ZM72 213H75V214H72ZM78 213V214H77ZM191 213H193V215H195V216H192V215H190ZM215 213V214H214ZM46 214V215H45ZM219 214V215H218ZM225 214V215H224ZM7 216H9V214H6ZM47 215H49V216H47ZM73 215V217H71ZM189 216V218H188V216ZM216 215V216H215ZM5 216V215H4ZM43 216H44V218H43ZM51 216V217H50ZM53 216H55V217H53ZM60 217V218H58V217ZM68 216V217H67ZM74 216H76V217H74ZM190 216L192 217L191 219H192V222H191V220H190ZM222 216H224V220H222ZM46 217H49L48 219L46 218ZM57 217V218H56ZM66 217V218H65ZM185 217V218H184ZM196 217V218H195ZM200 217H202V218H200ZM56 218V219H55ZM79 218V219H78ZM92 218V219H91ZM183 218H184V220H183ZM205 218V219H204ZM221 218V219H220ZM56 220L55 222L53 221L52 222V220ZM58 219H59V221H58ZM72 219H74V220H72ZM77 219V220H76ZM93 219H94V221H93ZM97 219V218H96ZM207 219V220H206ZM45 220H47V223H46V221ZM67 220V221H66ZM199 220V225H196L195 224V222H197ZM204 220V221H203ZM214 220V221H213ZM218 220V221H217ZM74 221V222H73ZM220 221H222V222H220ZM0 222H1V217H0ZM52 224H51V223ZM71 222H73L72 224H71ZM76 222H78V223H76ZM116 222V223H115ZM132 222V221H131ZM141 222H144L143 224L141 223ZM183 222V223H182ZM185 222V223H184ZM207 222H209V223H207ZM46 223V228H44L45 226H44V224ZM84 223V224H83ZM92 223V224H91ZM118 223V224H117ZM188 223V224H187ZM204 224V225H202V224ZM49 224V225H48ZM81 224H83V226L81 225ZM90 224V225H89ZM141 224V225H140ZM182 224V225H181ZM201 224V225H200ZM210 224V225H209ZM215 224V225H214ZM219 224H220V226H219ZM0 225H2V223H0ZM80 225V227L81 228H83V230L82 229H80V227L79 228H77L78 226ZM105 225V226H104ZM116 227H115V226ZM222 225V226H221ZM74 228H73V227ZM87 226V227H86ZM142 226V227H141ZM187 226V227H186ZM205 226V227H204ZM72 227V228H71ZM94 227H96L95 229H97L96 231L93 229ZM114 227H115V229L117 230H115L114 229ZM147 228V230H146V228ZM148 227H149V229H148ZM150 227L152 228V229H150ZM186 227V228H185ZM200 227V228H199ZM213 227V228H212ZM77 230H76V229ZM135 228H136V226H135ZM143 228V229H142ZM205 228V229H204ZM216 228V229H215ZM227 228V229H226ZM49 229V230H48ZM51 229H52V231H51ZM71 229L73 230H75V232L74 233H72L71 232ZM186 229V230H185ZM85 233V235H84V233H82V231ZM182 230V231H181ZM185 230V231H184ZM222 230V231H223ZM49 231V232H48ZM77 231V232H76ZM95 231V232H94ZM150 231V232H149ZM188 231V232H187ZM199 231V232H198ZM201 231V232H200ZM216 231V232H215ZM228 231H230V229L228 230ZM56 232H54V234L56 233ZM79 232V233H78ZM93 232H94V234H93ZM113 232V233H112ZM150 234H149V233ZM184 232H186V234L184 233ZM206 232V233H205ZM133 233H134V235H133ZM151 233H152V235H151ZM154 233V234H153ZM181 233V234H180ZM77 234H78V236H77ZM113 236H112V235ZM188 234V235H187ZM203 234V235H202ZM217 234V235H216ZM73 237H72V236ZM79 235L81 236V238L79 237ZM117 235V236H116ZM147 235V236H146ZM149 235V236H148ZM155 235V236H154ZM160 235V236H159ZM168 235V236H167ZM68 236V237H67ZM76 236V237H75ZM120 236V237H119ZM123 236V235H122ZM67 237V238H66ZM71 237V238H70ZM157 237V239H155V238ZM161 239H160V238ZM163 237V238H162ZM64 238H66L65 240H64ZM168 238V239H167ZM172 238V239H171ZM214 238V240L213 241H211L212 239ZM119 239V240H118ZM159 239V240H158ZM163 239L165 240V243L164 242H162L163 241ZM171 239V240H170ZM187 239H188V242H187ZM58 240H59V242H58ZM72 240H73V242H72ZM76 240V242H74ZM124 240V241H123ZM155 240V241H154ZM156 240H158V241H156ZM162 240V241H161ZM244 240V241H243ZM64 241V242H63ZM168 241H170V242H168ZM191 241V242H190ZM57 242V243H56ZM69 242V243H68ZM118 242H119V244H118ZM121 242V243H120ZM161 242V243H160ZM167 242L169 243L168 245H167ZM225 242V241H224ZM245 243L244 245L242 244V243ZM264 242V241H263ZM261 243L260 244V248H261V250H263L264 251V243ZM59 243V244H58ZM74 243H76V247L74 246ZM81 243H83V244H81ZM159 243V244H158ZM175 243H176V245H175ZM193 243V244H192ZM203 243V244H204ZM247 243V244H246ZM56 244H58V245H56ZM164 244H165V246H164ZM171 244V245H170ZM62 245V246H61ZM65 247H64V246ZM87 245V246H86ZM159 245H163V246H159ZM188 245H189V247H188ZM220 245H221V247H220ZM262 245V246H261ZM60 246V247H59ZM69 246V247H68ZM177 246V247H176ZM122 247V248H121ZM124 247V248H123ZM164 247V248H163ZM165 247H166V249H165ZM52 248H56L55 250H54V252H52ZM68 248H70V249H68ZM71 248H73V249H71ZM75 248V249H74ZM77 248V249H76ZM132 248V250L130 251V249ZM170 250V252H166L168 249ZM179 248V249H178ZM180 248H184L183 250H185L186 251V253L181 249L180 250ZM263 248V249H262ZM62 249V250H61ZM64 249H65V251H64ZM67 249V250H66ZM106 249H107V251L108 250H110L109 252L110 253H108L107 251H106ZM127 249V250H126ZM172 249V250H171ZM177 249V250H176ZM57 250H59V251H57ZM75 250V252L73 253V251ZM76 250H78V251H76ZM135 250V251H134ZM175 250V251H174ZM60 251H61V253H60ZM64 251V252H63ZM68 251H69V255H68V257H67V259L68 260H62L63 259V257H64V253L65 252H67L68 253ZM72 251V252H71ZM117 251L121 254V255H124V257L125 258H123V256H122V258L123 259H125V260H123V262H122V258L120 259V257H118V256H120V254L119 253H117ZM171 251L172 252H175V253H178L179 255V257H175L174 256V254H172L171 253ZM244 251V250H243ZM52 254V255H50V253ZM106 252L108 253V255L109 256H107V254H106ZM138 252V253H137ZM184 252V253H183ZM201 252V253H200ZM56 253V254H55ZM58 253V254H57ZM63 253V254H62ZM67 253H65V254H67ZM72 253V254H71ZM115 253V254H114ZM244 252H242V254H243ZM74 254H75V256H74ZM78 254V256H76ZM116 254L118 255V256H116ZM165 254V255H164ZM168 254V255H167ZM186 254V255H185ZM201 254V255H200ZM241 254V255H242ZM63 255V256H62ZM175 257H173V256ZM177 255V254H176ZM198 255V256H197ZM240 255V256H241ZM47 256V257H46ZM52 258H51V257ZM60 256H62V257H60ZM74 256V257H73ZM114 256H116V258L118 257V259H117V261L118 262H112V261H116V258L114 257ZM172 256V257H171ZM229 256V257H228ZM236 256V257H237ZM45 257H46V259H45ZM50 258V260L49 259H47V258ZM57 257V258H56ZM60 257V258H59ZM73 258V260L72 261H70L72 258ZM76 257H78V258H76ZM54 258V259H53ZM108 258V259H107ZM114 258V259H113ZM56 259V260H55ZM60 259V260H59ZM70 259V260H69ZM97 259H99V260H97ZM106 259H107V261H106ZM113 259V260H112ZM140 259V261H138ZM184 259V260H183ZM47 260V261H46ZM176 260V261H175ZM179 260V261H178ZM187 260V261H186ZM196 260V261H195ZM199 260V261H198ZM51 261V262H50ZM62 261V262H61ZM68 261H70V262H68ZM111 261V262H110ZM170 263H169V262ZM50 262V263H49ZM68 262V263H67ZM96 262V263H95ZM120 262H122V263H120ZM126 262V263H125ZM128 263H129V260H128ZM0 264H2V262L0 261ZM11 264V263H10ZM130 264H133V263H131L130 262Z\"/></svg>", "mask_w": 264, "mask_h": 264}]
</instances>
